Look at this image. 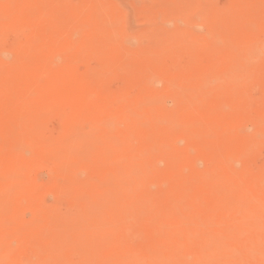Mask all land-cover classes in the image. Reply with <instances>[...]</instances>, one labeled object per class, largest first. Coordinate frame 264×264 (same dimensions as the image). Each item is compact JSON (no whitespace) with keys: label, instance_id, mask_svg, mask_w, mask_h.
Masks as SVG:
<instances>
[{"label":"rangeland","instance_id":"rangeland-1","mask_svg":"<svg viewBox=\"0 0 264 264\" xmlns=\"http://www.w3.org/2000/svg\"><path fill=\"white\" fill-rule=\"evenodd\" d=\"M37 1L38 0H0V85H1L0 86V93H1L0 94V102H1L0 103V119H1L0 120V125H1V127H0V141L2 139L1 135H3V136L5 135V137H8V138H5L2 136L3 140L0 142V178L2 177L4 181L9 182V183L7 182L8 189H6V192L4 194L0 193V195H1L0 201H2V203L0 202V210H2L1 212L5 216H7V219H10L12 222V224L10 226V227H12V229H10L11 232L9 231L10 232L9 236L7 235L8 233L5 234L6 229L9 230V228H8L9 226L6 227L5 230L0 229L1 232L2 231L5 232L4 233L5 235L3 234V236H0V250H1V246H5L4 248L9 247L8 249L6 248L7 252L5 251L4 248H3L4 253L0 252L1 253L0 254V260H2L4 262V263L2 262V264H10L11 261L14 263V260L16 262H18V263L15 262V264H47V263L48 264H61V262L63 264H65V263H67V264H77V263L80 264L81 258H83L82 260H84V257H81L82 255L87 256L86 258L89 260V261L87 260L88 262L86 264H89V263L90 264H106V263L107 264H131V260H132V264H151L150 262H152V264H157V262H159V264H165V263H170L172 260H173V262H171L170 264H174V261L176 262L175 264H180L179 262H181V264H197V262H198V264H199L200 260H201L200 264H207L204 262L203 259H205V261H207L208 264L209 263L210 264H212V263L213 264H215V263L216 264H223V263H221L222 259L220 257H216L214 255V251H216L219 247L221 250L219 253L223 254V255L228 250H230V251H228L230 253L227 252L229 255L227 253H226L227 255L225 254L227 256L226 259L229 262L224 261V264H225V262H228V264H240L241 263L240 261L243 262V260H246L247 264H264V255H263L264 254L263 253L264 252V247H263L264 245L262 244V239L264 241V235H261V236L258 235L259 232L260 233L262 232L264 234V227H263L264 221H262V222L258 221L259 222L258 223V222H255L256 221L255 220L254 222L257 224H255V227H254V224H252V222L249 221V224H248V221L246 222V220H248V219L244 215V214H248V212H250V210L252 211L254 208H256V206L258 205L257 204L258 202H259V205L264 204V203H261V200H264V196H263L264 195V192H263L264 191V177H260L261 176L260 174H263L262 176H264V172H262V171H264V155H263L264 154V143H263L264 142V134H263L264 130L262 133V127L264 129V122H262V121H264L263 120V118H264V115H263L264 114V47H263L264 46V0H219V2H217L218 0H192L193 2L191 0H190V2H189V0H187V1L186 0L185 1H183V0H165V1L164 0L163 1L162 0H158V1H156V0H65V2H64V0H43V1L39 0L38 2H40V3L42 2L41 5L39 3H37ZM160 1H162V2L160 3ZM179 1L182 4V6L179 5L180 4ZM194 1L196 2L197 7H194L195 5L193 6V4L195 3ZM61 2H63L64 4ZM99 2L102 4L103 7L101 6V4H99ZM163 2L166 4L164 5ZM171 2H173L174 4ZM187 2L189 4H187ZM175 3L176 4L178 3V4L176 5ZM198 3H199V5H198ZM30 4H33V6H35V7L31 6L32 7V9H31ZM38 4H39V7L37 6ZM42 4H44L45 6ZM155 4H156V6H155ZM202 4H204L205 6ZM190 5H191V7L188 8ZM62 6H63V8H61ZM160 6L161 7L165 6V8L164 7L160 8ZM65 7H66V9H65ZM99 7H101L100 10H102V11H100V13L98 12ZM172 7H174V8L176 7V8L174 9ZM180 7H182V8H180ZM205 7L207 9H205ZM82 8L84 9V11L82 10ZM94 8H98L97 9L98 11ZM148 8L150 10H147ZM167 8L171 9V10L168 9L169 11L167 10L169 14H171L170 11L173 12L177 9V11L174 12L177 15H172L173 13L171 14L175 18L174 17L171 18L172 17L171 15L166 17L168 15V14H166ZM187 8L191 9V10L189 12H187V10H188ZM195 8H196V10H193ZM198 8H200L201 10L200 9L198 10ZM93 9L95 11H97V16H95V17H93V16L95 15L94 13H96V12L95 11L93 12L92 11ZM27 10L29 11L28 13L25 12ZM65 10H67V12ZM155 10H157V11H155ZM206 10H208L209 12ZM82 11H83V13H82ZM178 11H179V13H178ZM191 11H194L193 14L195 13L194 15H191V17L194 16L193 19L195 20V23H194V20H192V18L190 20V17H188V20H186L187 18H183V16H182V14L184 12L186 14L187 13L189 14ZM200 11H201V13H200ZM90 12H91V14H89ZM102 12H105V13H103L104 15L102 14ZM153 12H155V13L158 12V13L155 14ZM164 12L166 15L165 17H164ZM34 13H36V14H34ZM145 13H146V15H145ZM147 13H149V14H147ZM185 13L183 15H185ZM204 13L207 14L206 17H204L202 15ZM58 14H60V15H58ZM74 14H76V15H74ZM79 14L82 16H80ZM98 14H101V17H98ZM178 14L181 15V18H183V19H181ZM190 14H192V13H190ZM190 14L186 15V16H190ZM39 15H40V17H39ZM108 15H109V17H108ZM149 15H151V16H149ZM152 15H153V17H152ZM155 16H156V18H155ZM201 17H202V19H199ZM203 18H205V19H203ZM56 20H58V21H56ZM94 20H96V21H94ZM116 20L118 23L116 22ZM183 22H185V26H183L184 25ZM190 22H192V23H190ZM71 23H73L74 25ZM178 23H180V24H178ZM202 23H204L205 25ZM78 24H81V25H79L80 27L82 26L81 29L78 28L79 27ZM89 24H91V25H89ZM94 24H95V26H94ZM212 24H213V26H212ZM175 25H177V26H175ZM83 26H85V27H83ZM163 26H164V28H163ZM178 26H179V29L177 28L178 31H176V32H178V34H180L179 36L183 35V37H179L178 34H176L174 31V32H172L173 34H175L173 36L177 35L176 38H178V41L176 38H174L172 36V39L174 38L173 40L176 39L175 40L176 43L173 41L171 42V36H166L169 34H165L162 32L164 31L166 33H170L169 31L175 30V28ZM181 26H182V28H180ZM186 26H188V27H186ZM74 27H76L75 31L73 30ZM173 27H175V28L173 29ZM165 28H167V29H165ZM183 28L185 31L184 30H182V31L186 32V33H183L181 31V29H183ZM83 29H84V31H83ZM224 29H226V30H224ZM179 30H180V33H179ZM189 30L191 31L190 33H189ZM233 30H235V31H233ZM158 31H161L162 34L160 32L158 33ZM113 32H115V33H113ZM144 32H145V34H144ZM147 32H148V35H147ZM214 32L215 33L218 32L221 34L216 33L218 35V37H214V35H212V34H214ZM99 33H102V34L100 35ZM112 33L114 35H112ZM149 33H151L152 35ZM172 33H170V34H172ZM72 34H73V36L76 34L75 35L76 38H75V36L72 38ZM120 34H122V35H120ZM133 34H134V36H133ZM185 34H186V36H185ZM216 34H215V36H216ZM110 35H112V36H110ZM163 35L165 37L164 39H166L167 37H169L170 39L167 38L166 40H163ZM221 35L223 36V38ZM107 36L109 39V41L107 40L108 42H106V39H105V38H107ZM150 36L152 38L154 37V38H158V39H152V38H150ZM258 36L259 37L261 36L262 39L259 38ZM159 37H160V39H159ZM184 37H186V38H184ZM196 37H198V38H196ZM226 37H227V39H226ZM215 38L217 41H215ZM206 39L209 40L208 41L209 43L206 41ZM211 39H212V43L210 42ZM76 40H77V42H76ZM167 40H170L171 43ZM164 41H166V42H164ZM196 41H197V43H196ZM4 42L6 45L4 44ZM37 42H39V43H37ZM116 42H118V43L116 44ZM162 42H163L164 46L162 45ZM167 42H169L170 44H167ZM257 42L259 43V45L257 44ZM80 43L82 46L80 45ZM83 43H84V45H83ZM114 43L116 45H114ZM215 43H217V44H215ZM245 43H248V44H246L247 46H249L251 44V47L249 46L250 48L246 47L247 49H242V47L245 45ZM34 44L36 45V47H34L35 46ZM145 44H147V45H145ZM153 44H155V45H153ZM241 44H243L242 47H241ZM3 45H5V46H3ZM85 45H86V48H85ZM143 45H144V47H143ZM148 45H149V47H148ZM166 45H168V46H166ZM256 45H257V47H256ZM153 46L155 48H153ZM184 46H186L187 49L184 48ZM209 46H211V47L209 48ZM105 47H107V48H105ZM162 47H163V50H162ZM166 47H168V48H166ZM5 48L9 49L10 51L7 52V49H5ZM102 48H103V50H102ZM179 48L180 49L182 48V49L180 50ZM237 48H238V50H240V48H241V50H243V51H241V50L235 51V50H237ZM33 49H35V50H33ZM138 49L140 51H138ZM166 49L169 51V53ZM147 50H148V52H146ZM164 50H166V51H164ZM173 50L175 51L176 54L173 52ZM186 50H189V51H186ZM11 51H12V53H10ZM184 51H185V53H184ZM157 52H159V53L157 54ZM236 52H237V54H236ZM14 53L15 54L18 53L17 54L18 56L16 55V57H14L15 56ZM178 53H179V55H178ZM181 53H183V54H181ZM238 53H240V54H238ZM164 54H165V56H164ZM1 55H2V57H1ZM237 55H238V57H237ZM151 57H153V59ZM159 57L161 58L160 60H158ZM227 57H228V59H227ZM235 57H236V59H235ZM165 58H167V59H165ZM154 59H155V61H154ZM29 60H30V62H29ZM161 60H163L162 63H161ZM110 61H111V63H110ZM10 62H12V63H10ZM157 62H158V64H157ZM20 63H21V65H20ZM99 63H100V65H99ZM235 63L238 66H235L236 65ZM9 64H11V65H9ZM224 64H226V65H224ZM257 64H259V65H257ZM126 65L129 67H127ZM41 66L44 67V69L41 68ZM231 66L232 67L235 66L237 68V70H235L236 68L233 69ZM240 68H242V69H240ZM43 70H45V71H43ZM69 71L70 72L72 71V72L70 73ZM216 71H218L219 73H217ZM238 73L240 74V77H239ZM254 73H256V74H254ZM102 74H103V76H102ZM176 74H177V76H176ZM214 74H216V75H214ZM105 75H106V77H104ZM45 76H46V78H45ZM181 76H183L184 78H182ZM34 77H36V78H34ZM151 77H153V78L151 79ZM177 77H178V79H177ZM96 78H97V80H96ZM45 79H46V81H45ZM149 79H151V80L149 81ZM230 79H232V80H230ZM239 80H240V82H239ZM47 82H49V83H47ZM151 83H153V84H151ZM182 83H184V84H182ZM47 84H48V86H47ZM176 84L178 86V87L176 86L178 89L175 87ZM31 86H33V87H31ZM38 86H40V89ZM20 87H21V89H20ZM143 87H144V89H143ZM155 87H156V89H155ZM169 87L171 89H169ZM173 87H174V89H173ZM202 87H203V90L204 89H206V90L203 91ZM207 87H208V89H207ZM28 88H30L31 91H29ZM138 88H140V89H138ZM7 89L9 92L7 91ZM167 90H168V92H166ZM11 91L13 93H11ZM139 91H141L143 94ZM39 92H41V93H39ZM48 92H50V93H48ZM200 92L202 93V95H200ZM209 92H211V94ZM85 94H87V95H85ZM12 95H13V97H12ZM44 96H46L45 99H44ZM87 96H88V98H87ZM147 96L151 97L150 100L148 99L149 97L147 98ZM158 96H160V97H158ZM231 96H233V97H231ZM89 97H90V99H89ZM229 97H231V98H229ZM55 98H56L57 102L54 101ZM30 99L33 100V103H35L34 105L32 102H30L31 101ZM172 99H174V100H172ZM12 100L13 101L15 100V101L13 102ZM37 100H40L39 102H40L41 106ZM48 100L50 102L51 101L52 102L54 101V102L50 103ZM122 100H123V102H120ZM154 100H155V102H154ZM45 101H48V102L46 103ZM76 101H78V102L80 101L79 104L76 103ZM132 101L134 104L132 103ZM149 101H150V103H149ZM192 101H193V104H192ZM248 101H249V103H248ZM25 102L26 103L28 102V103L26 104ZM174 102H176V104H174ZM186 102H188V103H186ZM75 103L78 105V108H77V105ZM108 103H109V106H108ZM131 103H132V105H131ZM163 103H164V105H163ZM195 103L198 105H196ZM46 104H47V106H46ZM110 104H111V106H110ZM220 104L222 105V107ZM232 104H234V105H232ZM30 105L33 106V108ZM57 105H58V107H57ZM88 105H89V109H88V107H86ZM137 105L139 106V108ZM3 106H5V107H3ZM59 106H60V108H59ZM93 106H94V108H93ZM106 107H108V109ZM224 107H225V109H223ZM9 108H11V109H9ZM50 109H53V110L51 111ZM55 109L56 110L58 109L57 112L55 111ZM237 109H239L240 111ZM173 110H176V112H173ZM33 111L35 112V114ZM91 111L92 112L94 111V112L92 113ZM224 111H225V113H224ZM81 112H82V114H79ZM134 112H136V113H134ZM9 113H11V114H9ZM33 114H34V117H33ZM91 114H94V116H91ZM57 115H58V117H57ZM78 115H80L82 120L80 119V117ZM86 115H88V116H86ZM149 115H150V117H149ZM158 115H160V116H158ZM53 116L55 119L53 118ZM89 116H90V118H89ZM250 116H251V118H250ZM7 117H10V118H7ZM35 117H36V119H34ZM24 118H26V119H24ZM133 118H135V119H133ZM33 119H34V121H33ZM44 119H45V121H44ZM185 119L189 125L185 124L186 123V121H184ZM254 119H255V121H254ZM257 119L258 120L260 119L259 122L257 121ZM47 120H49L48 123H47ZM67 120H68L69 124L66 123ZM84 120L86 121V124H88V126L90 125V128H88V126L85 124ZM134 120H136V121H134ZM160 120L161 121L163 120L162 123ZM36 121L39 124L36 125L35 124ZM42 121L44 124L42 123ZM109 121H111L112 123L109 124L108 123ZM27 122H30L29 125ZM33 122H34V124H33ZM88 122H90V123H88ZM95 122L99 123V125L96 124ZM100 122L102 123V125ZM199 122H200V124H198ZM14 123H15V125L13 126L12 124H14ZM51 123H52V125H50ZM60 124H61V126H60ZM201 124H203V125H201ZM32 125H33V128H31ZM41 125H42V127L39 128V126H41ZM76 125H77V127H76ZM255 125H257V126H255ZM27 126H28V129H27ZM101 126H102L103 130H102ZM156 126H157V128H156ZM195 126H197L198 128ZM60 127H61V129L62 128L63 129L60 130ZM81 127L83 130L81 129ZM15 128H16V130L18 129L16 131V133L14 130ZM29 128H31V129H29ZM226 128H228V129H226ZM71 129H73V131H75L77 134L75 132H73ZM77 129H79V130L76 131ZM87 129H88V131L90 129V131H89L90 133H88ZM110 129H111V132H110ZM208 129H209V131H207ZM240 129H241V131H240ZM12 130H13V132H12ZM26 130H32L31 131L32 133L30 131H26ZM65 130H66V132H65ZM98 130H100V131H98ZM2 131H3V133H2ZM91 131H93V133ZM120 131H121L122 136H120ZM37 132H40V133H37ZM85 132H87V134ZM229 132H231V133H229ZM232 132H233V134H232ZM13 133H14V135H13ZM63 133H64V135H63ZM81 133H83V135ZM84 133H85L86 137L89 134L87 138L84 137ZM256 133H258L259 136H257ZM40 134H41L40 139H38ZM34 135H35V137H34ZM58 135L60 136V138H62V139H60L61 141L59 140ZM81 135H82V137H81ZM94 135H95V138L97 136V138L95 139L97 141L93 140ZM129 136H130V139H128ZM249 136H250V138H249ZM262 136H263V138H262ZM77 137L79 139L82 138L85 140L84 141V140L80 139L81 141H83V145H80V143H82V142L78 141ZM102 137L104 138V140ZM161 137H162V139H161ZM75 138H76V140H75ZM6 139H7L8 143L6 145L7 148H5V150H4L3 147H5V146H3V145H5L4 142H6V141H4V140H6ZM17 139H19L20 143ZM68 139L72 142H70ZM8 140H10V141H8ZM86 140H91V141H86ZM106 140H108L110 143L108 141H107L108 143L105 142ZM14 141L15 142L18 141V142L15 143ZM44 141H46V142H44ZM57 141H59V142H57ZM75 141L79 142L78 144L80 146H78L77 142H75ZM98 141H99V143L101 142V144H98L99 146L97 145ZM120 141L121 142L126 141L125 145L122 143V145L118 146V144H116V143L120 142ZM142 141H143V143H142ZM171 141L173 144L171 143ZM255 141L256 142L261 141L262 143L260 142V145H259V143L258 142L256 143ZM85 142H86V145L84 146ZM89 142H91L92 144H90ZM94 142L96 143V145H94L95 144ZM166 142H167V145H166ZM253 142H255L256 144L254 143L253 145H251V143H253ZM51 143H52V145H50ZM60 143H61V147H62V149H64L65 153H63L62 150L60 149ZM134 143H135V145H134ZM158 143H159V145H158ZM248 143H250V144L247 145ZM32 144H34V145L32 146ZM111 144H114V145L116 144L115 147L120 150V151H118L117 154L114 152V150L116 151V149L112 150V152H111V150H109V148L112 149V147H109V146H111ZM119 144H121V143H119ZM178 144H179V146H178ZM73 145H74V147H73ZM258 145L262 146L263 149L261 147L259 148ZM23 146H25V147H23ZM81 146L86 148V154H83L85 152L84 151L85 149L82 148ZM90 146H91V148H90ZM124 146H127L128 149H127V147H124ZM248 146H249V148H248ZM31 147H32V149H31ZM66 147L67 148L69 147L68 148L69 150L67 149V151H66ZM76 147H78V148H76ZM256 147H257V149H256ZM29 148L31 150H29ZM33 148L35 149V151ZM81 148H82V150L80 152ZM100 148L105 149V150L101 151ZM122 148L125 149L126 152ZM153 148H154V150H153ZM165 149H169V150L164 151ZM21 150H23L25 152V154L23 153L22 156H21V154H22ZM107 150H109V152H111L113 154V156H111V158H109L110 156H108V155L110 153ZM192 150L193 151L196 150V151H194V153H193ZM250 150H251V153H250ZM56 151H60L61 154L57 153ZM77 151L80 152L81 154H79ZM100 151L104 155H102V153ZM151 151H154L155 153H153ZM33 152H35V153H33ZM68 152H69V156L67 155ZM99 152L101 155H99ZM113 152L117 155V157L114 155ZM121 152H125V154L124 153L121 154ZM145 152H147L149 154L147 155ZM164 152H165V154H163ZM30 153H31V156H30ZM41 153L44 155H42ZM169 153H171V154H169ZM176 153H178V154H176ZM246 153H248V154H246ZM47 154H48V156H47ZM58 154H59V156H56ZM112 154H110V155H112ZM15 155L18 156L19 158L14 157ZM49 155H50V157H49ZM51 155H53V157L55 159L52 158ZM170 155H171V157H169ZM37 156L40 158H38ZM64 156H65V158H64ZM101 156H102V158H101ZM104 156H106V158H108L107 163H105L106 159H103ZM132 156H133V158H132ZM13 157H14V159H13ZM24 157L26 160L24 159ZM30 157H32L33 159ZM230 157L232 159H230ZM17 158H18L17 161L21 162L19 169L22 167L21 164L22 163L24 164L25 161H26L25 164H27V162H28V164H30V165L29 166H23L20 170H18L17 167L19 166V163L17 164V166L15 165L16 164L15 159H17ZM224 158H225V160H223ZM39 159H41V160H39ZM68 159L70 160V162H67V161H69ZM98 159H99V161H98ZM100 159H102V160H100ZM111 159H112V161H111ZM115 159H117V161ZM133 159H135V160H133ZM234 159L236 160V162H233V161H235ZM179 160H180V162H179ZM229 160H232V163ZM11 161H14V162H11ZM60 161H62V162H60ZM144 161L145 162L147 161V164L144 163ZM224 161H226L227 166L225 165ZM12 163H15V164H12ZM195 163H197V164H195ZM130 164H131V166H132V164H135V165H133L134 168H133V166L132 167L129 166ZM160 164H161V167H160ZM235 164L237 165V167ZM12 165H13V167L15 165V168H13ZM127 165L129 166V169H128ZM9 166H11L10 167L11 169L9 168ZM118 166H119V169H121L120 172L118 170ZM211 166L213 169L211 168ZM130 167L133 168V170L135 168L137 169L139 167H141L142 169H137L138 171H136V170L132 171V169H131V171H129ZM184 167H185V169H186V167L189 169H186L187 171H184L185 170ZM152 168H154V170ZM245 168L247 170H245ZM15 169H17L16 173L18 175H16ZM174 169H176V170H174ZM10 170L13 171V173H15V174L10 173L11 172ZM149 170H150V172H149ZM237 170H239V171H237ZM115 172H117V173H115ZM247 172H249V173H247ZM207 173H208V175L206 176ZM121 174L123 177H121ZM244 174H245V178H243ZM5 175L7 176L6 179L4 177ZM9 175H11L12 178H10ZM144 175H145L146 179L144 178ZM126 176H127V178H128V176L130 177L128 179V181H127ZM205 176H206V178H205ZM222 176L225 177V180ZM15 177H17L18 180ZM208 177L210 179H207ZM253 177L257 178V179L255 178L256 179L255 182L253 181ZM203 178H204V180H203ZM212 178H214L215 180ZM11 179L13 182L11 181ZM123 179L125 180L126 184H130V185L126 186V184H124L125 182ZM251 179H252V181H251ZM19 180H21V181H19ZM116 180H117V182H115ZM119 180H121L122 182L121 181L118 182ZM10 181L12 183H10ZM196 181H198V182H196ZM256 181H258V183L260 182L261 186L263 185V187H260V184L256 185V183H257ZM245 182H246V184H250L252 182L250 185H248V186L246 185L247 188L248 187L250 188V186L254 188V186H252V185H256L258 187H255L254 188L255 190H253L251 188L249 190V188H248L247 194H246L247 198H246V196L243 197L244 194H242V196L241 195L236 196V194H235L236 192L238 195V192H241V188L246 187L244 185ZM120 183L122 184L123 188H121ZM227 183H229V184H227ZM232 183H234V184H232ZM240 183L243 186L240 187V189L238 190L237 187H238V185L240 186ZM117 184L118 185L120 184L119 187ZM103 185L106 187L108 186L107 187L108 191H111V189L109 190V188H112V186L115 187V189H114L115 191L110 192L109 199H106V198H108V195H109L108 191H106L108 194H106V192L103 193V195L100 194L101 196H105L104 194L107 195L106 198L104 197V199H106V201L99 195L100 191L97 192L98 196H100V197L95 195V191H97L98 188H100L101 191L103 190L101 188V187H104ZM233 185H235L234 188H236V189L233 188ZM73 186H74V189L72 188ZM134 186H135L136 190H135ZM137 186H139V189L137 188ZM140 186H142V187H140ZM67 187H70V189H68ZM124 187H125V190H123ZM206 187L208 188V190ZM223 188H225V189L228 188L230 190V192L227 191L228 189L227 190H221ZM231 188H233L234 190L233 189L231 190ZM29 189L31 191H28ZM67 189L69 191L68 193H67ZM104 190H107V189H104ZM219 190H221V192ZM117 191H119V193ZM244 191H246V190H244ZM244 191H242V192H244ZM112 192L115 196L114 195L112 196V194H111ZM225 192H228V193L226 194ZM172 193H174V194H172ZM244 193H246V192H244ZM260 193H261V195H260ZM209 194H211V195H209ZM92 195H95V196H92ZM184 195H185V197L183 198ZM250 195H252V196H250ZM5 196H7V197H5ZM223 196H227V197H224V200L222 202V200L220 198H223ZM240 196L243 197V199L244 198L245 199L243 200ZM3 197H5L6 199H4ZM231 197H232V199H231ZM237 197H240L241 200ZM87 198H88V202L89 201L95 202V200H93V198L94 199L102 198L104 200L103 201L101 199L102 204L101 205L98 204V201H100V200H98L97 205L98 206L100 205L101 206V207L99 206L100 208L103 207L102 209L105 212H103V210H101L98 206H97L96 211L93 210V209H96L94 207L96 205H94V203L92 204V202L91 203L89 202V204H91L89 206L88 202L87 201L85 202V200H87ZM89 198H90V200H89ZM114 198L117 199V201ZM225 198H226V200L227 199H229V201L231 200L229 202L230 204L228 203V200L225 201ZM236 198H237V200L238 199L240 200V201H238L240 203H237ZM251 198L253 200L252 202H256V203H252ZM253 198H255V199H253ZM259 198H261V199H259ZM112 199H113V201H112ZM21 200H23L24 202L22 201L23 203H21ZM25 200H26V202H25ZM110 200L112 201V203ZM136 200H138V202ZM232 200H235L234 202H236V204H234V206H233L234 202ZM246 200L248 201L247 206H250L252 204L251 207L253 206V209L250 207H247V208H250V210L247 211V209L245 208L246 202H247ZM109 201H110V203H109ZM149 201H151V202H149ZM186 201H188V202H186ZM191 201H193V202H191ZM244 201H245V203H244ZM106 202H107V204L104 205L106 207H104L103 204ZM10 203L13 204L12 210L10 208H8V207H10ZM80 203H82V204H80ZM83 203H86L85 205H87L89 207V209H90L89 212H88V210L85 209L88 207L83 206L84 205ZM117 203L119 204L120 207L118 206ZM122 203H124V204H122ZM223 203H224V205H223ZM249 203H250V205H249ZM113 204L114 205L116 204V205L114 206ZM129 204H130V206H129ZM135 204L136 205L138 204L139 207L136 206V209L134 210L133 206H135ZM225 204H227V205H225ZM237 204H239V205L241 204V206H238ZM80 205H82V207H85L84 209L86 210V213L88 212L87 214L84 213L85 211L83 208H80L81 212L78 209L75 210V206L77 208ZM254 205H256V206L254 207ZM18 206H19V208H18ZM111 206H113V207H111ZM127 206H128V208H127ZM15 207H17L19 209L18 212H17ZM184 207L186 208V210L184 209ZM196 207H199V208H196ZM231 207H232V209H229ZM4 208H7L6 212H5ZM26 208H28V209H26ZM116 208H117V210H116ZM121 208H122V210H121V214H120L119 210ZM49 209H50V211H49ZM55 209H57V210H55ZM82 209L84 212L82 211ZM126 209H128V211H130V212L125 211ZM244 209H246V210H244ZM258 209H259V206H258ZM258 209L256 208L257 211L254 210V211H256L255 213L259 212V210H261V211L258 214H261L262 212L264 213V210H263L264 205H260V209L259 210ZM13 210L14 211L16 210V211L14 212ZM71 210L74 214L76 212L77 217H75V215H73ZM232 210H234V213ZM25 211H27V213H28V211H30V212L27 214V213H25ZM45 211L47 212V214L45 213ZM51 211H53L54 214H57V212H58L57 216H59V217L57 218L55 216H52L53 213ZM77 211H79V212H77ZM90 211L91 212L94 211L95 215H93L94 213L92 212L93 213L92 214ZM99 211L100 212L102 211V213H100ZM124 211H125V214H124ZM179 211H180V213H179ZM183 211H185V212H183ZM209 211H210V213H209ZM230 211H232L231 215L229 214ZM31 212H33L36 215L38 214V217L41 216L40 220L42 221V224L38 218H37V220H35L37 216L35 217L34 214ZM235 212L241 213V217L237 218L238 221H237V219H235V217L240 216V213H238V215H236ZM242 212H245V213H242ZM252 212L250 214L253 215L254 212L253 213ZM18 214H21V215L17 216ZM67 214L69 215V217L67 216ZM107 214L109 215V217L107 216ZM113 214L116 216H114ZM117 214H119L121 216L119 217ZM225 214H228L227 217H225ZM232 214L234 216H232ZM50 215L52 216V218L53 217L57 218L56 221H59V223H58L54 219V222L56 224L55 227L56 226L59 227L58 228L59 230L57 229V227L54 230L50 229V228H53V226H51L52 223L50 224V220L52 222V218L50 217ZM64 215H66L65 220L63 219ZM87 215L89 218H86ZM111 215H113L116 220L113 219V216H111ZM200 215H201V217H200ZM21 216H22V218H18ZM32 216L35 217V219H34L35 221L33 220L34 217H32ZM62 216H63V218H62ZM229 216H231L232 218ZM243 216H244V218H243ZM47 217L51 218V219L49 221H47L46 220ZM186 217H188V219ZM61 218L63 219V222L61 221ZM81 218H82V220H81ZM98 218L100 219L99 225H97L98 222L96 221ZM108 218L113 219L110 222L112 226L110 225ZM182 218H183V220H182ZM245 218H246V220H245ZM72 219L76 222H73ZM84 219H86V220H84ZM105 219L107 220L108 224L105 222L106 221ZM231 219H233L232 221L234 224H235V222H239V220H240V222L238 223V224H241L239 226L240 228L236 227L238 224L234 225L231 222ZM241 219H242V221H241ZM16 220L17 221L22 220V222L14 224L13 222H16ZM68 220H70L72 223L70 222L71 224L70 223L68 224V222H69ZM79 220H81V221H79ZM94 220L96 221V225H95ZM103 220H105V221H103ZM262 220H264V219H262ZM45 221H47L51 226V227H48L49 229L47 228L48 230L45 229L48 225V224L47 225L45 224L46 223ZM84 221H86L85 223L87 225L84 223ZM35 222H36V225L39 222L41 226L39 225V223H38L39 227L34 225ZM93 222H94V224H93ZM116 222H117V224H116ZM177 223L179 226L176 225ZM185 223H188L189 226L187 224L184 225ZM230 223H232V224H230ZM81 224L84 226V230H85V227H87V226L88 227L90 226L92 228V229L91 228L88 229V227L86 228V229H88V230H86V232L88 233V236H91L90 237L91 239L89 237H86L87 234L83 231V229H82L83 226ZM108 225H110V226H108ZM217 225H219V226L217 227ZM233 225L236 228L233 227ZM258 225H260L261 228ZM19 226H21L22 228L20 229ZM34 226L36 228L38 227L39 230L36 229ZM245 226L247 228H249V226L250 227L253 226L252 229H250V230H252L253 233L256 232V230H257V233H255V234H257V236H256L257 238H254L255 236L252 237V235H255V234L251 233L252 231L250 232V230L247 229ZM41 227L44 230H40ZM78 227H82L81 228L82 230H80V235H81L80 238L78 236L79 230H77V232L73 231L74 233L72 232V230L80 229ZM103 227L105 228L106 231L104 230ZM159 227H161V228H159ZM165 227L168 231L170 230L169 233L167 230L164 229ZM175 227H176V229H175ZM187 227H188V229H187ZM196 227L198 229L200 227V231L198 229H197L198 231H196ZM17 228H18V231H16ZM238 228H239V230L243 229L242 230L243 233L241 231L238 232L239 231ZM259 228L261 229V231ZM24 229H26V230H24ZM64 229L70 230L69 233H68V230L65 231ZM244 229L249 230V232L248 233L245 232ZM55 230H56V232H55ZM63 230H64V232H63ZM90 230H92V231L94 230V232H95V230L97 231L96 235H97V237H98L97 239L99 241H100V238L103 239L96 246L97 250L94 249V247H95L94 244H97V243L96 242L94 243V241L93 242L90 241V240H94V237H96V236H95L94 232L91 231L92 235L94 236L92 238V235L89 234ZM98 230H100L99 231L100 234H98ZM155 230L157 231L158 234L155 233L156 232ZM234 230L238 233H236ZM40 231H43V233ZM49 231H51V232H49ZM57 231L59 233H62V236L65 238H62L61 234H58ZM160 231H162L163 233ZM183 231H185V232H183ZM229 231H231L233 233H231ZM17 232H20L21 235L16 234ZM81 232H83L84 236L86 237L85 239H83L84 237L82 236ZM119 232H121V233H119ZM46 233H49V235ZM215 233L217 236L214 235ZM234 233L236 236L235 235L232 236V234H234ZM241 233L243 235L245 233V235L243 236ZM14 234H15V236H14ZM65 234H66V236H65ZM76 234H78L77 237H76ZM197 234H199V235H197ZM200 234H202V235L204 234L205 236H207V235L208 236L205 237L204 235L203 236L201 235V238H200ZM237 234H238V238H240L241 240L236 238ZM248 234H250L249 237L251 236V238H250L251 240H252V238H254L252 241H250L249 237H247ZM17 235H19V237ZM101 235H102V237H100ZM183 235H184V237L185 236L186 237L184 238ZM13 236H14V238H12ZM166 236H167V239H166ZM209 236H211V237H209ZM241 236L243 238H241ZM258 236H259V238H258ZM51 237H54V239H55V240H53L54 242L51 241L52 240ZM58 237H61V238H58ZM226 237L229 238V240ZM233 237H235V238H233ZM245 237H246V244L244 243V246L245 245L246 246H245V250H244L242 248L243 246L241 244L243 242H245V239H244ZM56 238H58V239H56ZM178 238H180V239H178ZM182 238H184L185 241ZM207 238H209V239H207ZM230 238L232 239L231 243H230ZM247 238H248V240H247ZM14 239H15V241H13ZM32 239H34V240H32ZM61 239L63 240V242H65V241L66 242L64 244H63V242H59L58 240L62 241ZM224 239H225V241H224ZM233 239H235V240L237 239V240L235 241ZM255 239L259 240L258 241L259 243L257 242V244H256L257 240L255 241ZM31 240L34 242H31ZM221 240H222V242H221ZM239 240L243 241V242L240 243ZM2 241H6V244L4 245L5 242L3 243ZM21 241H22V243H21ZM95 241H96V239H95ZM216 241H218V243L220 241L219 245H221V246L217 245ZM51 242H53V243H51ZM232 242H235V243H232ZM165 243H166V245H165ZM247 243H249V244L247 245ZM51 244H53V245H51ZM84 244L87 246V248L85 247ZM87 244H91V247L95 251L94 250L92 251V248L88 247L90 245H87ZM167 244L170 247V249H172V251L169 248H167ZM214 244H215V246H214ZM250 244H252V247L254 248V250H253L254 253L252 251H250V248L252 249ZM18 245H19V247H18ZM48 245L50 246L49 251H48V249H49ZM64 245H65V247H63ZM67 245H68V247H67ZM78 245H79V247H78ZM209 245H210V247H209ZM226 245H228V246H226ZM258 245L262 246V248L259 247ZM51 246H53L54 248H51ZM131 246H132V248H131ZM211 246L212 247L214 246V247L212 248ZM216 246H218V247H216ZM232 246H234L236 249L234 247L232 248ZM180 247H182V249H177ZM60 248L63 250V252H62V250H60ZM83 248H84V250H83ZM215 248H216V250H215ZM231 248L234 251H232ZM9 249H11L12 252L9 251ZM78 249L80 252L77 251ZM257 249L259 250V254H260L259 259H258V255H257L258 252H257V254L255 253V251H257ZM98 250H99V252H98ZM154 250L158 251V253H159L158 257L156 255L157 251H154ZM177 250L178 251L181 250V252L180 251L178 252ZM89 251H91L92 253L90 254ZM120 251L122 254L120 253ZM162 251H164V253ZM195 251H196V253H195ZM209 251H210V253H209ZM85 252L88 253V255ZM150 252H151L152 256H155L156 260L152 257L150 260H147L149 258H146V257L147 256L150 257ZM167 252L170 254L165 255V253L167 254ZM171 252L172 253L176 252L177 254L173 253V255H172ZM118 253H120V254H118ZM181 253H183L185 256L182 258H184L185 261H188V262L185 263V261H183L184 259H182V260L180 259ZM212 253H213V255H212ZM201 254L203 255V259H201L202 258ZM210 254H211L210 258H212L214 256L212 258L213 260L211 259L212 263H211V260L209 258ZM38 255H39V257H38ZM169 255H172V256H169ZM176 255H177V258L175 259ZM238 255L243 259L240 260L241 258ZM256 255H257V257H256ZM78 256L80 258H76ZM160 256H162V257L160 258ZM173 256H174V258H173ZM206 256H208V258H206ZM143 257H144V259H143ZM169 257L171 259L172 258L173 259L171 260V259H169ZM224 257L225 256H223V260L225 259ZM235 257H237V258L235 259ZM261 257H263V261H262ZM92 258H93L94 263H92ZM108 258H110V259L112 258V259L110 260ZM159 258H160V260H158ZM133 259H134V261H133ZM142 259L144 261L143 263H141ZM178 259H180V260H178ZM215 259H217V260H215ZM82 260H81V263L85 264L86 260H84V261H82ZM235 260L237 261L236 263H234ZM155 261H157V262H155ZM230 261L231 262L233 261V263H231ZM0 263H1V261H0ZM244 263H245V261L241 264H244Z\"/></svg>","mask_w":264,"mask_h":264},{"label":"bare ground","instance_id":"bare-ground-1","mask_svg":"<svg viewBox=\"0 0 264 264\" xmlns=\"http://www.w3.org/2000/svg\"><path fill=\"white\" fill-rule=\"evenodd\" d=\"M38 1H39V0H38ZM38 1H37V3H39V4L41 5L42 2L40 3V2H38ZM40 1H41V0H40ZM42 1H43V0H42ZM156 1H158V0H156ZM162 1H163V0H162ZM162 1H160V3H161ZM164 1H165V0H164ZM183 1H185V0H183ZM186 1H187V0H186ZM191 1H192V0H191ZM30 2H31V1H30ZM32 2H33V1H32ZM64 2H65V0H64ZM96 2H97V1H96ZM189 2H190V0H189ZM192 2H193V1H192ZM194 2H195V1H194ZM204 2H205V1H204ZM208 2H209V1H208ZM215 2H216V1H215ZM217 2H219V0H218ZM61 3H63V2H61ZM67 3H68V2H67ZM171 3H173V2H171ZM179 3H180V1H179ZM184 3H185V2H184ZM205 3H206V2H205ZM28 4H29V3H28ZM39 4L37 5L38 7H39ZM44 4H45V3H44ZM44 4H42V5H44ZM57 4H58V3H57ZM63 4H64V3H63ZM95 4H96V3H95ZM99 4H101V3L99 2ZM156 4H157V3H156ZM156 4H155V6H156ZM163 4L165 5L166 3L163 2ZM173 4H174V3H173ZM173 4H172V5H173ZM175 4H176V3H175ZM177 4H178V3H177ZM177 4H176V5H177ZM185 4H186V3H185ZM187 4H189V3L187 2ZM45 5H46V4H45ZM45 5H44V6H45ZM176 5H175V6H176ZM179 5L182 6L181 3H180ZM194 5H195V6H194ZM198 5H199V3H198ZM202 5H204V4H202ZM202 5H201V6H202ZM26 6H27V5H26ZM31 6H32V7H35V6H33V4H30V7H31ZM46 6H47V5H46ZM74 6H75V5H74ZM101 6H102V4H101ZM193 6H194V7H197V6H196V2L193 4ZM204 6H205V5H204ZM32 7H31V9H32ZM59 7H60V6H59ZM76 7H77V6H76ZM82 7H83V6H82ZM97 7H98V6H97ZM102 7H103V6H102ZM163 7L165 8V6H163ZM163 7L160 6V8H163ZM170 7H171V6H170ZM176 7H177V6H176ZM176 7H175V8H176ZM190 7H191V5H190L188 8H190ZM61 8H63V6H62ZM61 8H60V9H61ZM100 8H101V7H99V11L97 10L98 8H94V9H96V10L100 13V11H102V10H100ZM172 8H174V7H172ZM175 8H174V9H175ZM177 8H178V7H177ZM180 8H182V7H180ZM188 8H187V9H188ZM200 8H201V7H200ZM200 8H198V10H199ZM215 8H216V7H215ZM38 9H39V8H38ZM65 9H66V7H65ZM71 9H72V8H71ZM94 9L92 10L93 12L95 11ZM168 9L171 10L170 8H167L166 11H167ZM174 9H173V10H174ZM205 9H207V8L205 7ZM58 10H59V9H58ZM58 10H57V11H58ZM82 10L84 11L83 8H82ZM85 10H86V9H85ZM147 10H150V9L148 8ZM157 10H158V9H157ZM157 10H155V11H157ZM169 10H168V11H169ZM181 10H182V9H181ZM190 10H191V9H188L187 12H189ZM193 10H196V8L193 9ZM198 10H197V11H198ZM200 10H201V9H200ZM55 11H56V10H55ZM65 11L67 12V10H65ZM76 11H77V10H76ZM83 11H82V13H83ZM92 11H91V12H92ZM97 11H95L96 13H94L95 15H94L93 17L97 16ZM162 11H163V10H162ZM168 11H167V13H166V14H168L167 16L165 15V12H164V17H165V16L168 17V16L171 15L172 13H173L172 15H177V14L174 13L175 11H177V9H176L175 11H173V12L170 11L171 14H169ZM185 11H186V10H185ZM206 11H208V10H206ZM25 12L28 13L29 11L27 10V11H25ZM30 12H31V11H30ZM74 12H75V11H74ZM91 12H90L89 14H91ZM148 12H149V11H148ZM180 12H181V11H180ZM193 12H194V11H191V12H190V13H192V14L189 13L190 16H186V15H189V14H188V13L186 14V13L184 12L185 15H183V14H184V13H183L182 16H183V18H187L186 20H188V17H190V20H191V18H192V20H194V19H193L194 16L191 17V15H194V14H195V13L193 14ZM208 12H209V11H208ZM55 13H56V12H55ZM57 13H58V12H57ZM70 13H71V12H70ZM86 13H87V12H86ZM103 13H105V12H102V14H103ZM153 13H155V12H153ZM156 13H158V12H156ZM156 13H155V14H156ZM178 13H179V11H178ZM200 13H201V11H200ZM34 14H36V13H34ZM46 14H47V13H46ZM80 14H81V13H80ZM80 14H79V15H80ZM147 14H149V13H147ZM58 15H60V14H58ZM66 15H67V14H66ZM74 15H76V14H74ZM74 15H73V16H74ZM86 15H87V14H86ZM86 15H85V16H86ZM99 15H100V16H99ZM103 15H104V14H103ZM145 15H146V13H145ZM145 15H144V16H145ZM172 15H171V16H172ZM178 15H179V14H178ZM200 15H201V14H200ZM202 15H203L204 17L207 16V14H205V13L202 14ZM35 16H36V15H35ZM80 16H82V15H80ZM149 16H151V15H149ZM171 16H170V17H171ZM185 16H186V17H185ZM39 17H40V15H39ZM39 17H38V18H39ZM41 17H42V16H41ZM77 17H78V16H77ZM98 17H101V14H98ZM108 17H109V15H108ZM152 17H153V15H152ZM173 17H174V16H172L171 18H173ZM179 17L181 18V15H179ZM199 17H200V16H199ZM210 17H211V16H210ZM79 18H80V17H79ZM82 18H83V17H82ZM155 18H156V16H155ZM174 18H175V17H174ZM183 18H181V19H183ZM41 19H42V18H41ZM73 19H74V18H73ZM77 19H78V18H77ZM199 19H202V17L199 18ZM203 19H205V18H203ZM71 20H72V19H71ZM177 20H178V19H177ZM184 20H185V19H184ZM184 20H183V21H184ZM190 20H189V21H190ZM56 21H58V20H56ZM94 21H96V20H94ZM120 21H121V20H120ZM68 22H69V21H68ZM89 22H90V21H89ZM92 22H93V21H92ZM116 22H117V20H116ZM116 22H115V23H116ZM178 22H179V21H178ZM187 22H188V21H187ZM192 22H193V21H192ZM192 22H190V23H192ZM218 22H219V21H218ZM48 23H49V22H48ZM69 23H70V22H69ZM90 23H91V22H90ZM115 23H114V24H115ZM117 23H118V22H117ZM183 23H184V25H183V24H182V25L185 26V22H183ZM194 23H195V20H194ZM210 23H211V22H210ZM64 24H65V23H64ZM71 24H73V23H71ZM106 24H107V23H106ZM178 24H180V23H178ZM202 24H204V23H202ZM208 24H209V23H208ZM73 25H74V24H73ZM75 25H76V24H75ZM79 25H81V24H78V26H79ZM83 25H84V24H83ZM89 25H91V24H89ZM109 25H110V24H109ZM187 25H188V24H187ZM189 25H190V24H189ZM204 25H205V24H204ZM86 26H87V25H86ZM94 26H95V24H94ZM110 26H111V25H110ZM164 26H165V25H164ZM164 26H163V28H164ZM175 26H177V25H175ZM212 26H213V24H212ZM212 26H211V27H212ZM83 27H85V26H83ZM91 27H92V26H91ZM111 27H112V26H111ZM120 27H121V26H120ZM155 27H156V26H155ZM167 27H168V26H167ZM186 27H188V26H186ZM209 27H210V26H209ZM78 28L81 29L82 26H81V27L79 26ZM78 28H77V29H78ZM88 28H89V27H88ZM88 28H87V29H88ZM107 28H108V27H107ZM159 28H160V27H159ZM163 28H162V29H163ZM174 28H175V27H173V29H174ZM177 28L179 29V26L176 27L175 30H173V31H169V32L172 33V32L175 31V33L178 34V32H176V31H178ZM180 28H182V26H181ZM69 29H70V28H69ZM75 29H76V27L73 28L74 31H75ZM113 29H114V28H113ZM152 29H153V28H152ZM154 29H155V28H154ZM162 29H161V30H162ZM165 29H167V28H165ZM171 29H172V28H171ZM214 29H215V28H214ZM85 30H86V29H85ZM148 30H149V29H148ZM182 30H184V28L181 29V31H182ZM210 30H211V29H210ZM220 30H221V29H220ZM224 30H226V29H224ZM83 31H84V29H83ZM110 31H111V30H110ZM162 31H163V30H162ZM184 31H185V30H184ZM214 31H215V30H214ZM233 31H235V30H233ZM80 32H81V31H80ZM123 32H124V31H123ZM159 32L161 33V31H158V33H159ZM182 32H183V31H182ZM190 32H191V31L189 30V33H190ZM218 32H219V31H218ZM218 32H216V33H217V34H221V33H218ZM75 33H76V32H75ZM77 33H78V32H77ZM102 33H103V32H102ZM102 33H99V34L101 35ZM113 33H115V32H113ZM113 33H112V35H114ZM151 33H152V32H151ZM151 33H149V34H151ZM162 33L169 34V35H166V36H171V42L173 41V42L176 43V41H175L176 39H177V41H178V38H176L177 35H176V36H173V35H175V34H173V33H172V34H170V33H166V32H164V31H163ZM162 33H161V34H162ZM179 33H180V30H179ZM183 33H186V32H183ZM216 33L214 32V34H212V35H214V37H218V35H217ZM232 33H233V32H232ZM83 34H84V33H83ZM144 34H145V32H144ZM181 34H182V33H181ZM215 34H216V36H215ZM75 35H76V34H75ZM75 35H74V36H75ZM81 35H82V34H81ZM105 35H106V34H105ZM112 35H110V36H112ZM115 35H116V34H115ZM120 35H122V34H120ZM147 35H148V32H147ZM151 35H152V34H151ZM159 35H160V34H159ZM179 35H180V34H178V36H179ZM195 35H196V34H195ZM74 36H73V34H72V38H73ZM133 36H134V34H133ZM172 36H173L174 38H176V39L173 40L174 38L172 39ZM185 36H186V34H185ZM200 36H201V35H200ZM221 36H222V35H221ZM224 36H225V35H224ZM97 37H98V36H97ZM126 37H127V36H126ZM148 37H149V36H148ZM148 37H147V38H148ZM179 37H183V35H182V36H179ZM214 37H213V38H214ZM258 37H259V36H258ZM75 38H76V36H75ZM113 38H114V37H113ZM140 38H141V37H140ZM140 38H139V39H140ZM150 38H152V37L150 36ZM164 38H165V37H164V35H163V40H166L167 38L170 39L169 37H167L166 39H164ZM184 38H186V37H184ZM196 38H198V37H196ZM201 38H202V37H201ZM222 38H223V36H222ZM259 38H261V36H260ZM259 38H258V39H259ZM105 39H106V42L109 41L108 36H107V38H105ZM105 39H104V40H105ZM122 39H123V38H122ZM152 39H158V38H154V37H153ZM159 39H160V37H159ZM179 39H180V38H179ZM217 39H218V38H217ZM226 39H227V37H226ZM241 39H242V38H241ZM261 39H262V38H261ZM13 40H14V39H13ZM107 40H108V41H107ZM120 40H121V39H120ZM141 40H142V39H141ZM143 40H144V39H143ZM148 40H149V39H148ZM163 40H162V41H163ZM183 40H184V39H183ZM183 40H182V41H183ZM199 40H200V39H199ZM243 40H244V39H243ZM154 41H155V40H154ZM158 41H159V40H158ZM160 41H161V40H160ZM167 41L170 42V40H167ZM182 41H181V42H182ZM206 41L208 42L209 40L206 39ZM215 41H217L216 38H215ZM220 41H221V40H220ZM247 41H248V40H247ZM76 42H77V40H76ZM112 42H113V41H112ZM149 42H150V41H149ZM151 42H152V41H151ZM164 42H166V41H164ZM169 42H167V44H170V43H171V42H170V43H169ZM207 42H206V43H207ZM210 42L212 43V39L210 40ZM243 42H244V41H243ZM248 42H249V41H248ZM12 43H13V42H12ZM37 43H39V42H37ZM96 43H97V42H96ZM117 43H118V42H116V44H117ZM120 43H121V42H120ZM156 43H157V42H156ZM183 43H184V42H183ZM196 43H197V41H196ZM208 43H209V42H208ZM220 43H221V42H220ZM4 44H5V42H4ZM16 44H17V43H16ZM88 44H89V43H88ZM112 44H113V43H112ZM116 44L114 43V45H116ZM215 44H217V43H215ZM246 44H248V43H245V45H246ZM249 44H250V43H249ZM255 44H256V43H255ZM257 44L259 45L258 42H257ZM5 45H6V44H5ZM5 45H3V46H5ZM34 45H35V44H34ZM77 45H78V44H77ZM80 45H81V43H80ZM83 45H84V43H83ZM91 45H92V44H91ZM119 45H120V44H119ZM145 45H147V44H145ZM153 45H155V44H153ZM157 45H158V44H157ZM162 45H163V42H162ZM208 45H209V44H208ZM242 45H243V44H241V47H242ZM245 45L242 47V49H247L246 47H249V46L251 47V44H250L249 46H247V45L245 46ZM20 46H21V45H20ZM81 46H82V45H81ZM81 46H80V47H81ZM104 46H105V45H104ZM141 46H142V45H141ZM163 46H164V45H163ZM166 46H168V45H166ZM204 46H205V45H204ZM219 46H220V45H219ZM260 46H261V45H260ZM34 47H36V45H35ZM34 47H33V48H34ZM101 47H102V46H101ZM143 47H144V45H143ZM148 47H149V45H148ZM160 47H161V46H160ZM175 47H176V46H175ZM197 47H198V46H197ZM210 47H211V46H209V48H210ZM221 47H222V46H221ZM239 47H240V46H239ZM244 47H245V48H244ZM250 47H249V48H250ZM256 47H257V45H256ZM263 47H264V46H263ZM20 48H21V47H20ZM85 48H86V45H85ZM105 48H107V47H105ZM153 48H155V47L153 46ZM166 48H168V47H166ZM169 48H170V47H169ZM184 48H186V46H184ZM203 48H204V47H203ZM219 48H220V47H219ZM249 48H248V49H249ZM5 49H7V48H5ZM10 49H11V48H10ZM30 49H31V48H30ZM30 49H29V50H30ZM140 49H141V48H140ZM148 49H149V48H148ZM164 49H165V48H164ZM174 49H175V48H174ZM179 49H180V48H179ZM181 49H182V48H181ZM181 49H180V50H181ZM186 49H187V48H186ZM217 49H218V48H217ZM33 50H35V49H33ZM33 50H32V51H33ZM102 50H103V48H102ZM156 50H157V49H156ZM162 50H163V47H162ZM166 50H167V49H166ZM166 50H164V51H166ZM220 50H221V49H220ZM220 50H219V51H220ZM240 50H241V48H240ZM240 50H238V48H237V50H235V51H240ZM9 51H10V50L7 49V52H9ZM19 51H20V50H19ZM138 51H140V50L138 49ZM153 51H154V50H153ZM167 51H168V50H167ZM171 51H172V50H171ZM171 51H170V52H171ZM186 51H189V50H186ZM193 51H194V50H193ZM203 51H204V50H203ZM213 51H214V50H213ZM241 51H243V50H241ZM7 52H6V53H7ZM13 52H14V51H13ZM136 52H137V51H136ZM142 52H143V51H142ZM146 52H148V50H147ZM149 52H150V51H149ZM162 52H163V51H162ZM173 52L175 53L174 50H173ZM176 52H177V51H176ZM180 52H181V51H180ZM180 52H179V53H180ZM3 53H4V52H3ZM6 53H5V54H6ZM10 53H12V51H11ZM15 53H16V52H15ZM15 53H14V54H15ZM106 53H107V52H106ZM118 53H119V52H118ZM153 53H154V52H153ZM158 53H159V52H157V54H158ZM166 53H167V52H166ZM168 53H169V51H168ZM179 53H178V55H179ZM184 53H185V51H184ZM197 53H198V52H197ZM202 53H203V52H202ZM217 53H218V52H217ZM262 53H263V52H262ZM8 54H9V53H8ZM17 54H18V53H17ZM17 54H15L14 57H16ZM23 54H24V53H23ZM28 54H29V53H28ZM154 54H155V53H154ZM175 54H176V53H175ZM181 54H183V53H181ZM236 54H237V52H236ZM238 54H240V53H238ZM245 54H246V53H245ZM31 55H32V54H31ZM36 55H37V54H36ZM138 55H139V54H138ZM167 55H168V54H167ZM229 55H230V54H229ZM241 55H242V54H241ZM17 56H18V55H17ZM151 56H152V55H151ZM164 56H165V54H164ZM168 56H169V55H168ZM1 57H2V55H1ZM153 57H154V56H153ZM153 57H151V58L153 59ZM160 57H161V56H160ZM160 57H159L158 60L161 59ZM171 57H172V56H171ZM237 57H238V55H237ZM34 58H35V57H34ZM157 58H158V57H157ZM157 58H156V59H157ZM215 58H216V57H215ZM12 59H13V58H12ZM29 59H30V58H29ZM108 59H109V58H108ZM165 59H167V58H165ZM227 59H228V57H227ZM235 59H236V57H235ZM237 59H238V58H237ZM241 59H242V58H241ZM260 59H261V58H260ZM10 60H11V59H10ZM24 60H25V59H24ZM26 60H27V59H26ZM1 61H2V60H1ZM19 61H20V60H19ZM27 61H28V60H27ZM79 61H80V60H79ZM154 61H155V59H154ZM162 61H163V60H161V63H162ZM219 61H220V60H219ZM21 62H22V61H21ZM29 62H30V60H29ZM164 62H165V61H164ZM221 62H222V61H221ZM227 62H228V61H227ZM227 62H226V63H227ZM10 63H12V62H10ZM97 63H98V62H97ZM110 63H111V61H110ZM254 63H255V62H254ZM7 64H8V63H7ZM29 64H30V63H29ZM157 64H158V62H157ZM220 64H221V63H220ZM229 64H230V63H229ZM231 64H232V63H231ZM235 64H236V63H235ZM9 65H11V64H9ZM20 65H21V63H20ZM87 65H88V64H87ZM99 65H100V63H99ZM110 65H111V64H110ZM206 65H207V64H206ZM217 65H218V64H217ZM221 65H222V64H221ZM224 65H226V64H224ZM257 65H259V64H257ZM126 66H127V65H126ZM235 66H238V65L236 64ZM235 66H233V67L231 66V67L234 69V68H236ZM127 67H129V66H127ZM191 67H192V66H191ZM260 67H261V66H260ZM41 68L44 69V67H42V66H41ZM223 68H224V67H223ZM255 68H256V67H255ZM257 68H258V67H257ZM39 69H40V68H39ZM45 69H46V68H45ZM194 69H195V68H194ZM240 69H242V68H240ZM18 70H19V69H18ZM41 70H42V69H41ZM118 70H119V69H118ZM121 70H122V69H121ZM235 70H237V68H236ZM16 71H17V70H16ZM43 71H45V70H43ZM182 71H183V70H182ZM22 72H23V71H22ZM69 72H70V71H69ZM71 72H72V71H71ZM71 72H70V73H71ZM150 72H151V71H150ZM216 72L219 73L218 71H216ZM259 72H260V71H259ZM40 73H41V72H40ZM67 73H68V72H67ZM120 73H121V72H120ZM183 73H184V72H183ZM192 73H193V72H192ZM121 74H122V73H121ZM123 74H124V73H123ZM254 74H256V73H254ZM42 75H43V74H42ZM60 75H61V74H60ZM66 75H67V74H66ZM66 75H65V76H66ZM214 75H216V74H214ZM238 75H239V77H240V74H239V73H238ZM248 75H249V74H248ZM40 76H41V75H40ZM102 76H103V74H102ZM153 76H154V75H153ZM160 76H161V75H160ZM176 76H177V74H176ZM183 76H184V75H183ZM183 76H181V77L184 78ZM190 76H191V75H190ZM41 77H42V76H41ZM43 77H44V76H43ZM99 77H100V76H99ZM104 77H106V75H105ZM221 77H222V76H221ZM34 78H36V77H34ZM45 78H46V76H45ZM152 78H153V77H151V79H152ZM182 78H181V79H182ZM29 79H30V78H29ZM29 79H28V80H29ZM66 79H67V78H66ZM151 79H149V81H150ZM175 79H176V78H175ZM177 79H178V77H177ZM2 80H3V79H2ZM59 80H60V79H59ZM71 80H72V79H71ZM96 80H97V78H96ZM169 80H170V79H169ZM217 80H218V79H217ZM217 80H216V81H217ZM230 80H232V79H230ZM4 81H5V80H4ZM29 81H30V80H29ZM45 81H46V79H45ZM155 81H156V80H155ZM170 81H171V80H170ZM176 81H177V80H176ZM53 82H54V81H53ZM55 82H56V81H55ZM180 82H181V81H180ZM185 82H186V81H185ZM239 82H240V80H239ZM18 83H19V82H18ZM31 83H32V82H31ZM47 83H49V82H47ZM51 83H52V82H51ZM56 83H57V82H56ZM61 83H62V82H61ZM172 83H173V82H172ZM52 84H53V83H52ZM137 84H138V83H137ZM149 84H150V83H149ZM151 84H153V83H151ZM182 84H184V83H182ZM186 84H187V83H186ZM202 84H203V83H202ZM231 84H232V83H231ZM237 84H238V83H237ZM2 85H3V84H2ZM12 85H13V84H12ZM146 85H147V84H146ZM187 85H188V84H187ZM0 86H1V85H0ZM25 86H26V85H25ZM47 86H48V84H47ZM56 86H57V85H56ZM176 86H177V84L175 85V87H176ZM179 86H180V85H179ZM183 86H184V85H183ZM209 86H210V85H209ZM31 87H33V86H31ZM38 87H39V89H40V86H38ZM147 87H148V86H147ZM167 87H168V86H167ZM177 87H178V86H177ZM177 87H176V88H177ZM11 88H12V87H11ZM51 88H52V87H51ZM157 88H158V87H157ZM183 88H184V87H183ZM209 88H210V87H209ZM4 89H5V88H4ZM9 89H10V88H9ZM20 89H21V87H20ZM28 89H29V91H31L30 88H28ZM44 89H45V88H44ZM46 89H47V88H46ZM52 89H53V88H52ZM138 89H140V88H138ZM143 89H144V87H143ZM155 89H156V87H155ZM169 89H171V88L169 87ZM173 89H174V87H173ZM177 89H178V88H177ZM207 89H208V87H207ZM32 90H33V89H32ZM37 90H38V89H37ZM202 90H203V87H202ZM204 90H206V89H204ZM204 90H203V91H204ZM7 91H8V89H7ZM7 91H6V92H7ZM27 91H28V90H27ZM40 91H41V90H40ZM160 91H161V90H160ZM8 92H9V91H8ZM139 92H141V91H139ZM166 92H168V90H167ZM181 92H182V91H181ZM11 93H13V92L11 91ZM29 93H30V92H29ZM39 93H41V92H39ZM43 93H44V92H43ZM48 93H50V92H48ZM141 93H142V92H141ZM209 93L211 94V92H209ZM214 93H215V92H214ZM218 93H219V92H218ZM0 94H1V93H0ZM3 94H4V93H3ZM7 94H8V93H7ZM30 94H31V93H30ZM44 94H45V93H44ZM73 94H74V93H73ZM142 94H143V93H142ZM183 94H184V93H183ZM50 95H51V94H50ZM85 95H87V94H85ZM140 95H141V94H140ZM200 95H202L201 92H200ZM200 95H199V96H200ZM36 96H37V95H36ZM54 96H55V95H54ZM62 96H63V95H62ZM226 96H227V95H226ZM12 97H13V95H12ZM45 97H46V96H44V99H45ZM92 97H93V96H92ZM129 97H130V96H129ZM148 97H149V96H147V98H148ZM158 97H160V96H158ZM172 97H173V96H172ZM182 97H183V96H182ZM186 97H187V96H186ZM209 97H210V96H209ZM212 97H213V96H212ZM216 97H217V96H216ZM231 97H233V96H231ZM231 97H229V98H231ZM48 98H49V97H48ZM53 98H54V97H53ZM76 98H77V97H76ZM78 98H79V97H78ZM87 98H88V96H87ZM93 98H94V97H93ZM114 98H115V97H114ZM131 98H132V97H131ZM140 98H141V97H140ZM150 98H151V97H149L148 99L150 100ZM164 98H165V97H164ZM207 98H208V97H207ZM31 99H32V98H31ZM31 99H30V100H31ZM80 99H81V98H80ZM89 99H90V97H89ZM91 99H92V98H91ZM135 99H136V98H135ZM154 99H155V98H154ZM248 99H249V98H248ZM51 100H52V99H51ZM58 100H59V99H58ZM83 100H84V99H83ZM103 100H104V99H103ZM107 100H108V99H107ZM138 100H139V99H138ZM145 100H146V99H145ZM172 100H174V99H172ZM3 101H4V100H3ZM9 101H10V100H9ZM12 101H13V100H12ZM14 101H15V100H14ZM14 101H13V102H14ZM17 101H18V100H17ZM37 101L39 102L40 100H37ZM48 101H49V100H48ZM48 101H45V102L47 103ZM54 101H56V98L54 99ZM54 101H53V102H54ZM108 101H109V100H108ZM110 101H111V100H110ZM127 101H128V100H127ZM230 101H231V100H230ZM30 102L33 103V100H31ZM49 102H50V101H49ZM51 102H52V101H51ZM51 102H50V103H51ZM53 102H52V103H53ZM56 102H57V101H56ZM61 102H62V101H61ZM79 102H80V101H79ZM79 102L76 101V103H78V104H79ZM91 102H92V101H91ZM104 102H105V101H104ZM114 102H115V101H114ZM120 102H123V100L120 101ZM145 102H146V101H145ZM151 102H152V101H151ZM154 102H155V100H154ZM0 103H1V102H0ZM9 103H10V102H9ZM25 103H26V102H25ZM25 103H24V104H25ZM27 103H28V102H27ZM27 103H26V104H27ZM50 103H49V104H50ZM76 103H75V104H76ZM85 103H86V102H85ZM96 103H97V102H96ZM106 103H107V102H106ZM106 103H105V104H106ZM132 103H133V101H132ZM132 103H131V105H132ZM137 103H138V102H137ZM149 103H150V101H149ZM160 103H161V102H160ZM186 103H188V102H186ZM248 103H249V101H248ZM29 104H30V103H29ZM29 104H28V105H29ZM34 104H35V103H33V105H34ZM39 104H40V102H39ZM58 104H59V103H58ZM94 104H95V103H94ZM133 104H134V103H133ZM174 104H176V102H174ZM192 104H193V101H192ZM195 104H196V103H195ZM257 104H258V103H257ZM8 105H9V104H8ZM13 105H14V104H13ZM55 105H56V104H55ZM55 105H54V106H55ZM76 105H77V104H76ZM120 105H121V104H120ZM153 105H154V104H153ZM163 105H164V103H163ZM196 105H198V104H196ZM220 105H221V104H220ZM232 105H234V104H232ZM238 105H239V104H238ZM251 105H252V104H251ZM30 106H31V105H30ZM36 106H37V105H36ZM36 106H35V107H36ZM40 106H41V104H40ZM46 106H47V104H46ZM60 106H61V105H60ZM60 106H59V108H60ZM84 106H85V105H84ZM84 106H83V107H84ZM97 106H98V105H97ZM108 106H109V103H108ZM110 106H111V104H110ZM115 106H116V105H115ZM137 106H138V105H137ZM175 106H176V105H175ZM182 106H183V105H182ZM190 106H191V105H190ZM249 106H250V105H249ZM3 107H5V106H3ZM27 107H28V106H27ZM31 107L33 108V106H31ZM31 107H30V108H31ZM57 107H58V105H57ZM57 107H56V108H57ZM75 107H76V106H75ZM83 107H82V108H83ZM86 107H88V109H89V105L86 106ZM125 107H126V106H125ZM164 107H165V106H164ZM164 107H163V108H164ZM170 107H171V106H170ZM221 107H222V105H221ZM228 107H229V106H228ZM251 107H252V106H251ZM38 108H39V107H38ZM59 108H58V109H59ZM77 108H78V105H77ZM90 108H91V107H90ZM93 108H94V106H93ZM97 108H98V107H97ZM104 108H105V107H104ZM106 108L108 109V107H106ZM136 108H137V107H136ZM138 108H139V106H138ZM165 108H166V107H165ZM181 108H182V107H181ZM184 108H185V107H184ZM226 108H227V107H226ZM238 108H239V107H238ZM5 109H6V108H5ZM9 109H11V108H9ZM58 109H57V110H58ZM75 109H76V108H75ZM127 109H128V108H127ZM150 109H151V108H150ZM178 109H179V108H178ZM182 109H183V108H182ZM188 109H189V108H188ZM223 109H225V107H224ZM229 109H230V108H229ZM229 109H228V110H229ZM27 110H28V109H27ZM32 110H33V109H32ZM34 110H35V109H34ZM36 110H37V109H36ZM38 110H39V109H38ZM50 110L52 111L53 109H50ZM57 110L55 109L56 112H57ZM61 110H62V109H61ZM78 110H79V109H78ZM90 110H91V109H90ZM103 110H104V109H103ZM156 110H157V109H156ZM160 110H161V109H160ZM160 110H159V111H160ZM237 110H239V109H237ZM10 111H11V110H10ZM59 111H60V110H59ZM76 111H77V110H76ZM79 111H80V110H79ZM79 111H78V112H79ZM88 111H89V110H88ZM104 111H105V110H104ZM104 111H103V112H104ZM107 111H108V110H107ZM110 111H111V110H110ZM110 111H109V112H110ZM180 111H181V110H180ZM185 111H186V110H185ZM239 111H240V110H239ZM27 112H28V111H27ZM33 112H34V111H33ZM56 112H55V113H56ZM82 112H83V111H82ZM82 112L79 113V114H82ZM91 112H92V111H91ZM93 112H94V111H93ZM93 112H92V113H93ZM105 112H106V111H105ZM166 112H167V111H166ZM173 112H176V110H173ZM28 113H29V112H28ZM28 113H27V114H28ZM30 113H31V112H30ZM88 113H89V112H88ZM134 113H136V112H134ZM177 113H178V112H177ZM186 113H187V112H186ZM222 113H223V112H222ZM224 113H225V111H224ZM227 113H228V112H227ZM246 113H247V112H246ZM9 114H11V113H9ZM27 114H26V115H27ZM34 114H35V112H34ZM34 114H33V117H34ZM36 114H37V113H36ZM76 114H77V113H76ZM86 114H87V113H86ZM138 114H139V113H138ZM149 114H150V113H149ZM173 114H174V113H173ZM73 115H74V114H73ZM83 115H84V114H83ZM252 115H253V114H252ZM263 115H264V114H263ZM70 116H71V115H70ZM78 116L80 117V115H78ZM84 116H85V115H84ZM86 116H88V115H86ZM91 116H94V114H91ZM151 116H152V115H151ZM158 116H160V115H158ZM191 116H192V115H191ZM260 116H261V115H260ZM10 117H11V116H10ZM10 117H7V118H10ZM57 117H58V115H57ZM76 117H77V116H76ZM149 117H150V115H149ZM161 117H162V116H161ZM182 117H183V116H182ZM182 117H181V118H182ZM218 117H219V116H218ZM53 118H54V116H53ZM83 118H84V117H83ZM86 118H87V117H86ZM86 118H85V119H86ZM89 118H90V116H89ZM96 118H97V117H96ZM158 118H159V117H158ZM220 118H221V117H220ZM250 118H251V116H250ZM258 118H259V117H258ZM261 118H262V117H261ZM261 118H260V119H261ZM24 119H26V118H24ZM34 119H36V117H35ZM34 119H33V121H34ZM54 119H55V118H54ZM80 119H81V117H80ZM133 119H135V118H133ZM173 119H174V118H173ZM255 119H256V118H255ZM255 119H254V121H255ZM260 119H259V120H260ZM0 120H1V119H0ZM39 120H40V119H39ZM75 120H76V119H75ZM81 120H82V119H81ZM87 120H88V119H87ZM95 120H96V119H95ZM101 120H102V119H101ZM136 120H137V119H136ZM136 120H134V121H136ZM140 120H141V119H140ZM158 120H159V119H158ZM192 120H193V119H192ZM259 120L257 119L258 122H259ZM263 120H264V118H263ZM9 121H10V120H9ZM40 121H41V120H40ZM44 121H45V119H44ZM48 121H49V120H47V123H48ZM92 121H93V120H92ZM98 121H99V120H98ZM160 121H161V120H160ZM162 121H163V120H162ZM162 121H161V123H162ZM184 121H186V119H185ZM189 121H190V120H189ZM25 122H26V121H25ZM31 122H32V121H31ZM38 122H39V121H38ZM78 122H79V121H78ZM78 122H77V123H78ZM84 122H85V124H86V121H85V120H84ZM156 122H157V121H156ZM180 122H181V121H180ZM191 122H192V121H191ZM262 122H264V121H262ZM2 123H3V122H2ZM22 123H23V122H22ZM27 123H28V125H29L30 122H27ZM42 123H43V121H42ZM66 123L69 124L68 120L66 121ZM88 123H90V122H88ZM95 123H96V122H95ZM100 123H101V122H100ZM108 123L111 124L112 122L109 121ZM118 123H119V122H118ZM153 123H154V122H153ZM161 123H160V124H161ZM189 123H190V122H189ZM219 123H220V122H219ZM245 123H246V122H245ZM31 124H32V123H31ZM31 124H30V125H31ZM33 124H34V122H33ZM35 124L37 125V124H39V123H37V121H36ZM43 124H44V123H43ZM75 124H76V123H75ZM78 124H79V123H78ZM96 124L99 125V123H96ZM157 124H158V123H157ZM178 124H179V123H178ZM185 124L189 125L187 121H186ZM185 124H184V125H185ZM198 124H200V122H199ZM206 124H207V123H206ZM209 124H210V123H209ZM209 124H208V125H209ZM8 125H9V124H8ZM12 125L14 126L15 123L12 124ZM18 125H19V124H18ZM23 125H24V124H23ZM50 125H52V123H51ZM86 125L88 126V124H86ZM101 125H102V123H101ZM155 125H156V124H155ZM193 125H194V124H193ZM201 125H203V124H201ZM201 125H200V126H201ZM225 125H226V124H225ZM10 126H11V125H10ZM19 126H20V125H19ZM24 126H25V125H24ZM24 126H23V127H24ZM60 126H61V124H60ZM67 126H68V125H67ZM71 126H72V125H71ZM114 126H115V125H114ZM119 126H120V125H119ZM162 126H163V125H162ZM178 126H179V125H178ZM210 126H211V125H210ZM214 126H215V125H214ZM228 126H229V125H228ZM255 126H257V125H255ZM262 126H263V125H262ZM0 127H1V125H0ZM36 127H37V126H36ZM40 127H42V125L39 126V128H40ZM76 127H77V125H76ZM144 127H145V126H144ZM188 127H189V126H188ZM195 127H197V126H195ZM208 127H209V126H208ZM221 127H222V126H221ZM7 128H8V127H7ZM31 128H33V125L31 126ZM31 128H29V129H31ZM43 128H44V127H43ZM71 128H72V127H71ZM88 128H90V125L88 126ZM98 128H99V127H98ZM98 128H97V129H98ZM101 128H102V126H101ZM156 128H157V126H156ZM178 128H179V127H178ZM197 128H198V127H197ZM209 128H210V127H209ZM27 129H28V126H27ZM62 129H63V128H62ZM62 129H61V127H60V130H62ZM68 129H69V128H68ZM81 129H82V127H81ZM113 129H114V128H113ZM113 129H112V130H113ZM141 129H142V128H141ZM226 129H228V128H226ZM254 129H255V128H254ZM9 130H10V129H9ZM14 130H15V133H16V131H17L18 129L16 130V128H15ZM24 130H25V129H24ZM71 130L73 131V129H71ZM78 130H79V129H77L76 131H78ZM82 130H83V129H82ZM95 130H96V129H95ZM102 130H103V128H102ZM143 130H144V129H143ZM147 130H148V129H147ZM173 130H174V129H173ZM188 130H189V129H188ZM202 130H203V129H202ZM263 130H264V129H263V127H262V133H263ZM6 131H7V130H6ZM6 131H5V132H6ZM26 131H30V132H31L32 130H26ZM87 131H88V129H87ZM89 131H90V129H89ZM89 131H88V133H90ZM98 131H100V130H98ZM149 131H150V130H149ZM177 131H178V130H177ZM196 131H197V130H196ZM207 131H209V129H208ZM227 131H228V130H227ZM233 131H234V130H233ZM240 131H241V129H240ZM252 131H253V130H252ZM256 131H257V130H256ZM256 131H255V132H256ZM7 132H8V131H7ZM10 132H11V131H10ZM12 132H13V130H12ZM59 132H60V131H59ZM65 132H66V130H65ZM73 132H75V131H73ZM79 132H80V131H79ZM91 132L93 133V131H91ZM101 132H102V131H101ZM103 132H104V131H103ZM110 132H111V129H110ZM129 132H130V131H129ZM152 132H153V131H152ZM181 132H182V131H181ZM257 132H258V131H257ZM2 133H3V131H2ZM18 133H19V132H18ZM18 133H17V134H18ZM20 133H21V132H20ZM25 133H26V132H25ZM31 133H32V132H31ZM33 133H34V132H33ZM37 133H40V132H37ZM75 133H76V132H75ZM85 133L87 134V132H85ZM85 133H84V137L87 138L89 134H88L87 137H86ZM163 133H164V132H163ZM176 133H177V132H176ZM189 133H190V132H189ZM229 133H231V132H229ZM34 134H35V133H34ZM76 134H77V133H76ZM81 134L83 135V133H81ZM110 134H111V133H110ZM154 134H155V133H154ZM173 134H174V133H173ZM232 134H233V132H232ZM244 134H245V133H244ZM254 134H255V133H254ZM256 134H257V136H259L258 133H256ZM263 134H264V133H263ZM8 135H9V134H8ZM11 135H12V134H11ZM13 135H14V133H13ZM21 135H22V134H21ZM32 135H33V134H32ZM59 135H60V134H59ZM59 135H58V137H59V140H60V139H62V138H60ZM63 135H64V133H63ZM82 135H81V137H82ZM104 135H105V134H104ZM104 135H103V136H104ZM149 135H150V134H149ZM187 135H188V134H187ZM208 135H209V134H208ZM2 136H3V135H1V138H2L1 141L3 140V137H5V135H4L3 137H2ZM19 136H20V135H19ZM40 136H41V134L39 135V138H38V139H40ZM76 136H77V135H76ZM107 136H108V135H107ZM107 136H106V137H107ZM120 136H122L121 131H120ZM131 136H132V135H131ZM162 136H163V135H162ZM164 136H165V135H164ZM178 136H179V135H178ZM255 136H256V135H255ZM10 137H11V136H10ZM20 137H21V136H20ZM22 137H23V136H22ZM32 137H33V136H32ZM34 137H35V135H34ZM34 137H33V138H34ZM37 137H38V136H37ZM58 137H57V138H58ZM84 137H83V138H84ZM92 137H93V136H92ZM148 137H149V136H148ZM175 137H176V136H175ZM175 137H174V138H175ZM5 138H8V137H5ZM26 138H27V137H26ZM57 138H56V139H57ZM77 138H78V137H77ZM96 138H97V136H96ZM96 138H95V135H94V139H93V140H95ZM99 138H100V137H99ZM102 138H103V137H102ZM115 138H116V137H115ZM142 138H143V137H142ZM192 138H193V137H192ZM249 138H250V136H249ZM262 138H263V136H262ZM42 139H43V138H42ZM42 139H41V140H42ZM72 139H73V138H72ZM80 139H82V138H80ZM80 139L78 138L77 140L80 141V142H82V143H80V145H83V141H81ZM124 139H125V138H124ZM128 139H130V136L128 137ZM147 139H148V138H147ZM161 139H162V137H161ZM188 139H189V138H188ZM212 139H213V138H212ZM11 140H12V139H11ZM15 140H16V139H15ZM17 140L19 141V139H17ZM44 140H45V139H44ZM68 140H69V139H68ZM75 140H76V138H75ZM82 140H84V139H82ZM103 140H104V138H103ZM126 140H127V139H126ZM131 140H132V139H131ZM189 140H190V139H189ZM254 140H255V139H254ZM254 140H253V141H254ZM1 141H0V142H1ZM4 141H6V142H4L5 145H3V146H5V147H3L4 150H5V148H7L6 145H7L8 142H7V139L4 140ZM8 141H10V140H8ZM18 141H17V142H18ZM60 141H61V140H60ZM69 141H70V140H69ZM84 141H85V140H84ZM86 141H91V140H86ZM95 141H97V140H95ZM107 141H108V140H106L105 142H107ZM128 141H129V140H128ZM151 141H152V140H151ZM11 142H12V141H11ZM14 142H15V141H14ZM17 142H15V143H17ZM28 142H29V141H28ZM41 142H42V141H41ZM44 142H46V141H44ZM57 142H59V141H57ZM70 142H72V141H70ZM75 142H77V141H75ZM102 142H103V141H102ZM108 142H109V141H108ZM108 142H107V143H108ZM125 142H126V141H124V142H121V141H120V142H117V143L115 142V143L118 144V146H120V145H122V143L125 145ZM251 142H252V141H251ZM255 142H256V141H255ZM255 142L251 143V145H253ZM257 142H258L259 145H260V142H261V141H260V142L257 141ZM257 142H256V143H257ZM19 143H20V141H19ZM26 143H27V142H26ZM42 143H43V142H42ZM73 143H74V142H73ZM78 143H79V142H77V144H78ZM89 143L92 144L91 142H89ZM94 143H95V142H94ZM109 143H110V142H109ZM119 143H121V144H119ZM136 143H137V142H136ZM142 143H143V141H142ZM153 143H154V142H153ZM168 143H169V142H168ZM171 143H172V141H171ZM186 143H187V142H186ZM190 143H191V142H190ZM256 143H255V144H256ZM261 143H262V142H261ZM263 143H264V142H263ZM2 144H3V143H2ZM9 144H10V143H9ZM21 144H22V143H21ZM24 144H25V143H24ZM43 144H44V143H43ZM55 144H56V143H55ZM68 144H69V143H68ZM75 144H76V143H75ZM77 144H76V145H77ZM98 144H101V142L99 143V141H98L97 145H98ZM116 144H115V145H114V144H111V146H109V147H112V149L109 148V150H111V152H112V150L116 149V151L114 150V152L117 154L118 151H120V150L117 149V148L115 147ZM126 144H127V143H126ZM131 144H132V143H131ZM145 144H146V143H145ZM155 144H156V143H155ZM160 144H161V143H160ZM172 144H173V143H172ZM202 144H203V143H202ZM249 144H250V143H248L247 145H249ZM33 145H34V144H32V146H33ZM50 145H52V143H51ZM64 145H65V144H64ZM80 145L78 144V146H80ZM85 145H86V142H85L84 146H85ZM87 145H88V144H87ZM94 145H96V143H95ZM102 145H103V144H102ZM105 145H106V144H105ZM108 145H109V144H108ZM129 145H130V144H129ZM134 145H135V143H134ZM158 145H159V143H158ZM161 145H162V144H161ZM166 145H167V142H166ZM208 145H209V144H208ZM211 145H212V144H211ZM259 145H258V146H259ZM8 146H9V145H8ZM88 146H89V145H88ZM98 146H99V145H98ZM113 146H114V147H113ZM162 146H163V145H162ZM178 146H179V144H178ZM17 147H18V146H17ZM23 147H25V146H23ZM73 147H74V145H73ZM81 147H82V146H81ZM94 147H95V146H94ZM104 147H105V146H104ZM106 147H107V146H106ZM122 147H123V146H122ZM124 147H127V146H124ZM134 147H135V146H134ZM134 147H133V148H134ZM154 147H155V146H154ZM160 147H161V146H160ZM172 147H173V146H172ZM250 147H251V146H250ZM260 147L262 148V146H259V148H260ZM1 148H2V147H1ZM36 148H37V147H36ZM56 148H57V147H56ZM68 148H69V147H68ZM68 148L66 147V151H67ZM76 148H78V147H76ZM82 148H84V147H82ZM82 148L80 149V152H81ZM90 148H91V146H90ZM102 148H103V147H102ZM161 148H162V147H161ZM168 148H169V147H168ZM170 148H171V147H170ZM245 148H246V147H245ZM248 148H249V146H248ZM31 149H32V147H31ZM31 149L29 148V150H31ZM33 149H34V148H33ZM60 149L62 150L63 153H65V152H64V149H62V147H61V143H60ZM70 149H71V148H70ZM84 149H85V150H84L85 152H84L83 154H86V148H84ZM100 149H101V148H100ZM107 149H108V148H107ZM122 149H123V148H122ZM127 149H128V147H127ZM246 149H247V148H246ZM256 149H257V147H256ZM262 149H263V148H262ZM29 150H28V151H29ZM40 150H41V149H40ZM42 150H43V149H42ZM55 150H56V149H55ZM58 150H59V149H58ZM68 150H69V149H68ZM102 150L104 151L105 149H101V151H102ZM109 150H107V151L109 152ZM123 150L125 151V149H123ZM133 150H134V149H133ZM133 150H132V151H133ZM151 150H152V149H151ZM153 150H154V148H153ZM158 150H159V149H158ZM166 150H169V149H165L164 151H166ZM188 150H189V149H188ZM248 150H249V149H248ZM10 151H11V150H10ZM17 151H18V150H17ZM34 151H35V149H34ZM49 151H50V150H49ZM49 151H48V152H49ZM78 151H79V150H78ZM78 151H77V152H78ZM101 151H100V152H101ZM146 151H147V150H146ZM156 151H157V150H156ZM171 151H172V150H171ZM192 151H193V150H192ZM192 151H191V152H192ZM194 151H196V150H194ZM194 151H193V153H194ZM21 152H22L21 156L23 155V153L25 154V152H24L23 150H21ZM42 152H43V151H42ZM56 152L59 153V154H61L60 151H56ZM80 152H78V153L81 154ZM87 152H88V151H87ZM100 152H99V155H101ZM108 152H107V153H108ZM111 152H109V153L112 154ZM114 152H113V153H114ZM125 152H126V151H125ZM125 152H121V154H122V153L125 154ZM151 152L155 153L154 151H151ZM180 152H181V151H180ZM216 152H217V151H216ZM255 152H256V151H255ZM255 152H254V153H255ZM11 153H12V152H11ZM31 153H32V152H31ZM31 153H30V156H31ZM33 153H35V152H33ZM53 153H54V152H53ZM53 153H52V154H53ZM57 153H56V154H57ZM101 153H102V152H101ZM109 153H108V154H109ZM115 153H114V155L117 157V155H116ZM145 153H146L147 155L149 154V153H147V152H145ZM214 153H215V152H214ZM220 153H221V152H220ZM250 153H251V150H250ZM262 153H263V152H262ZM13 154H14V153H13ZM16 154H17V153H16ZM38 154H39V153H38ZM41 154H42V153H41ZM59 154L56 155V156H59ZM74 154H75V153H74ZM105 154H106V153H105ZM108 154H107V155H108ZM110 154L108 155V156H110L109 158H111V156H113V154H112V155H110ZM163 154H165V152H164ZM169 154H171V153H169ZM176 154H178V153H176ZM190 154H191V153H190ZM203 154H204V153H203ZM246 154H248V153H246ZM42 155H44V154H42ZM45 155H46V154H45ZM67 155L69 156V152L67 153ZM77 155H78V154H77ZM102 155H104V154L102 153ZM107 155H106V156H107ZM167 155H168V154H167ZM250 155H251V154H250ZM260 155H261V154H260ZM263 155H264V154H263ZM21 156H20V157H21ZM32 156H33V155H32ZM47 156H48V154H47ZM51 156H52V158H54L53 155H51ZM70 156H71V155H70ZM74 156H75V155H74ZM106 156H104V158H103V159H106V161L104 160L105 163H107V161H108V160H107L108 158H106ZM121 156H122V155H121ZM123 156H124V155H123ZM183 156H184V155H183ZM190 156H191V155H190ZM209 156H210V155H209ZM223 156H224V155H223ZM248 156H249V155H248ZM261 156H262V155H261ZM14 157H18V156L15 155ZM14 157H13V159H14ZM27 157H28V156H27ZM34 157H35V156H34ZM37 157H38V156H37ZM44 157H45V156H44ZM49 157H50V155H49ZM134 157H135V156H134ZM164 157H165V156H164ZM169 157H171V155H170ZM218 157H219V156H218ZM18 158H19V157H18ZM18 158L15 159V160H16V164H15V163H12V164H15L16 166H17V164L19 163V166L17 167L18 170H20L23 166H29V165H30V164H28V162H27V164H25V162H26V161H25L24 164H23V163L21 164L22 167L19 169V167H20V163H21V162L17 161ZM30 158H32V157H30ZM30 158H29V159H30ZM35 158H36V157H35ZM38 158H40V157H38ZM58 158H59V157H58ZM64 158H65V156H64ZM72 158H73V157H72ZM101 158H102V156H101ZM121 158H122V157H121ZM125 158H126V157H125ZM125 158H124V159H125ZM132 158H133V156H132ZM136 158H137V157H136ZM146 158H147V157H146ZM165 158H166V157H165ZM172 158H173V157H172ZM174 158H175V157H174ZM185 158H186V157H185ZM216 158H217V157H216ZM241 158H242V157H241ZM20 159H21V158H20ZM24 159H25V157H24ZM29 159H28V160H29ZM32 159H33V158H32ZM50 159H51V158H50ZM54 159H55V158H54ZM124 159H123V160H124ZM228 159H229V158H228ZM230 159H232V158L230 157ZM236 159H237V158H236ZM262 159H263V158H262ZM4 160H5V159H4ZM9 160H10V159H9ZM25 160H26V159H25ZM39 160H41V159H39ZM42 160H43V159H42ZM52 160H53V159H52ZM61 160H62V159H61ZM68 160H69V159H68ZM100 160H102V159H100ZM115 160L117 161V159H115ZM120 160H121V159H120ZM125 160H126V159H125ZM133 160H135V159H133ZM153 160H154V159H153ZM223 160H225V158H224ZM234 160H235V159H234ZM36 161H37V160H36ZM65 161H66V160H65ZM98 161H99V159H98ZM111 161H112V159H111ZM111 161H110V162H111ZM118 161H119V160H118ZM176 161H177V160H176ZM186 161H187V160H186ZM229 161H231V163H232V160H229ZM11 162H14V161H11ZM37 162H38V161H37ZM42 162H43V161H42ZM60 162H62V161H60ZM67 162H70V160L67 161ZM102 162H103V161H102ZM113 162H114V161H113ZM179 162H180V160H179ZM197 162H198V161H197ZM224 162H225V165L227 166L226 161H224ZM233 162H236V160L233 161ZM32 163H33V162H32ZM103 163H104V162H103ZM108 163H109V162H108ZM125 163H126V162H125ZM129 163H130V162H129ZM133 163H134V162H133ZM144 163L147 164V161H146V162L144 161ZM157 163H158V162H157ZM160 163H161V162H160ZM176 163H177V162H176ZM184 163H185V162H184ZM189 163H190V162H189ZM228 163H229V162H228ZM4 164H5V163H4ZM58 164H59V163H58ZM61 164H62V163H61ZM69 164H70V163H69ZM117 164H118V163H117ZM120 164H121V163H120ZM158 164H159V163H158ZM195 164H197V163H195ZM229 164H230V163H229ZM15 165H14V167H13V165H12V167L15 168ZM125 165H126V164H125ZM133 165H135V164H132V166H133ZM140 165H141V164H140ZM144 165H145V164H144ZM156 165H157V164H156ZM212 165H213V164H212ZM231 165H232V164H231ZM235 165H236V164H235ZM32 166H33V165H32ZM35 166H36V165H35ZM70 166H71V165H70ZM129 166H131V164H130ZM129 166L127 165L128 169H129ZM132 166H131V167H132ZM138 166H139V165H138ZM184 166H185V165H184ZM10 167H11V166H9V168H10ZM33 167H34V166H33ZM36 167H37V166H36ZM75 167H76V166H75ZM88 167H89V166H88ZM127 167H126V168H127ZM131 167H130V170H129V171H131V169H132V171H134V170L138 171L137 169H142L141 167H139V168H137V169L135 168V169L133 170L134 166H133V168H131ZM135 167H136V166H135ZM148 167H149V166H148ZM160 167H161V164H160ZM216 167H217V166H216ZM224 167H225V166H224ZM230 167H231V166H230ZM236 167H237V165H236ZM13 168H12V169H13ZM72 168H73V167H72ZM78 168H79V167H78ZM86 168H87V167H86ZM172 168H173V167H172ZM211 168H212V166H211ZM217 168H218V167H217ZM259 168H260V167H259ZM10 169H11V168H10ZM17 169H15V173H16ZM76 169H77V168H76ZM148 169H149V168H148ZM148 169H147V170H148ZM152 169L154 170V168H152ZM182 169H183V168H182ZM184 169H185V167H184ZM186 169H189V168L186 167ZM186 169H185L184 171H187ZM197 169H198V168H197ZM212 169H213V168H212ZM222 169H223V168H222ZM13 170H14V169H13ZM23 170H24V169H23ZM116 170H117V169H116ZM118 170H119V172H120V170H121V169H119V166H118ZM118 170H117V171H118ZM174 170H176V169H174ZM245 170H247V169L245 168ZM258 170H259V169H258ZM10 171H11V170H10ZM208 171H209V170H208ZM233 171H234V170H233ZM237 171H239V170H237ZM18 172H19V171H18ZM24 172H25V171H24ZM119 172H118V173H119ZM122 172H123V171H122ZM146 172H147V171H146ZM149 172H150V170H149ZM213 172H214V171H213ZM245 172H246V171H245ZM262 172H264V171H262ZM4 173H5V172H4ZM10 173H13V171H11ZM15 173H13V174H15ZM115 173H117V172H115ZM123 173H124V172H123ZM125 173H126V172H125ZM179 173H180V172H179ZM232 173H233V172H232ZM247 173H249V172H247ZM19 174H20V173H19ZM26 174H27V173H26ZM150 174H151V173H150ZM171 174H172V173H171ZM212 174H213V173H212ZM214 174H215V173H214ZM250 174H251V173H250ZM16 175H18V174L16 173ZM123 175H124V174H123ZM128 175H129V174H128ZM130 175H131V174H130ZM134 175H135V174H134ZM181 175H182V174H181ZM207 175H208V173L206 174V176H207ZM210 175H211V174H210ZM215 175H216V174H215ZM233 175H234V174H233ZM260 175H261V176H260ZM260 175H259L260 177H264V176H262L263 174H260ZM9 176H10V178H12L11 175H9ZM12 176H13V175H12ZM119 176H120V175H119ZM146 176H147V175H146ZM202 176H203V175H202ZM206 176H205V178H206ZM228 176H229V175H228ZM255 176H256V175H255ZM4 177H5V179H6L7 176L5 175ZM13 177H14V176H13ZM27 177H28V176H27ZM121 177H123L122 174H121ZM131 177H132V176H131ZM188 177H189V176H188ZM192 177H193V176H192ZM203 177H204V176H203ZM212 177H213V176H212ZM214 177H215V176H214ZM222 177H223V176H222ZM1 178H2V177H1ZM1 178H0V179H1ZM15 178L17 179V177H15ZM124 178H125V177H124ZM126 178H127V176H126ZM126 178H125V179H126ZM129 178H130V177L128 176L127 181H128ZM137 178H138V177H137ZM144 178L146 179L145 175H144ZM201 178H202V177H201ZM223 178H224V180H225V177H223ZM238 178H239V177H238ZM243 178H245V174H244V177H243ZM255 178H256V177H253V181H254V182H255V180L257 179V178L255 179ZM13 179H14V178H13ZM145 179H144V180H145ZM192 179H193V178H192ZM207 179H210V178L208 177ZM212 179H214V178H212ZM218 179H219V178H218ZM260 179H261V178H260ZM260 179H259V180H260ZM17 180H18V179H17ZM123 180H124V179H123ZM199 180H200V179H199ZM203 180H204V178H203ZM214 180H215V179H214ZM216 180H217V179H216ZM259 180H258V181H259ZM0 181H1V182H0V193H1V194H4V193L6 192V189H8V184H7L8 181H4L3 178H2ZM11 181H12V179H11ZM11 181H10V183L13 182V181H12V182H11ZM19 181H21V180H19ZM28 181H29V180H28ZM120 181H121V180H119L118 182H120ZM130 181H131V180H130ZM205 181H206V180H205ZM211 181H212V180H211ZM233 181H234V180H233ZM249 181H250V180H249ZM251 181H252V179H251ZM258 181H256V182L258 183ZM262 181H263V180H262ZM115 182H117V180H116ZM121 182H122V181H121ZM124 182H125V180H124ZM164 182H165V181H164ZM196 182H198V181H196ZM227 182H228V181H227ZM254 182H253V183H254ZM8 183H9V182H8ZM18 183H19V182H18ZM24 183H25V182H24ZM207 183H208V182H207ZM222 183H223V182H222ZM241 183H242V182H241ZM241 183H240V186L238 185L239 188L237 187L238 190L240 189V187L243 186V185H241ZM249 183H250V182H249ZM251 183H252V182H251ZM251 183H250V184H251ZM257 183H256V185H259V184H260V187H263V185L261 186V183H260V182H259L258 184H257ZM111 184H112V183H111ZM115 184H116V183H115ZM120 184H121V183H120ZM120 184H119V185H120ZM124 184H126V182H125ZM227 184H229V183H227ZM232 184H234V183H232ZM250 184H246V182L244 183L245 186H246V185L248 186V185H250ZM9 185H10V184H9ZM25 185H26V184H25ZM25 185H24V186H25ZM72 185H73V184H72ZM96 185H97V184H96ZM117 185H118V184H117ZM119 185H118V187H119ZM128 185H130V184H126V186H128ZM225 185H226V184H225ZM256 185H252V186H254V188H255V187H258V186H256ZM103 186H104V185H103ZM109 186H110V185H109ZM114 186H115V185H114ZM169 186H170V185H169ZM210 186H211V185H210ZM247 186H246L245 188L242 187V188H241V192H238V195H237V192H236V193H235L236 196H239V195L242 196V194H244L243 197L246 196V198H247V195H246V194H247V190H248V188H249V187L247 188ZM29 187H30V186H29ZM70 187H71V186H70ZM70 187H67V188L70 189ZM91 187H92V186H91ZM105 187H106V186L101 187V188H102L103 190H104V189H107V190H104V191L102 190V191H101V189L98 188V190L95 191V195L98 196V193H97V192H99V191H100V192H99V195H100V194L103 195V193H105L106 191H108V188H107L108 186H107L106 188H105ZM140 187H142V186H140ZM175 187H176V186H175ZM189 187H190V186H189ZM207 187H208V186H207ZM207 187H206V188H207ZM234 187H235V185H233V188H234ZM260 187H259V188H260ZM15 188H16V187H15ZM47 188H48V187H47ZM72 188L74 189V186H73ZM87 188H88V187H87ZM121 188H123V187H122V184H121ZM134 188H135V186H134ZM137 188L139 189V186H137ZM143 188H144V187H143ZM177 188H178V187H177ZM233 188H231V190H232ZM246 188H247V189H246ZM250 188L253 189V190H255V189H254L253 187H251V186H250ZM250 188H249V190H250ZM10 189H11V188H10ZM68 189H67V193L69 192ZM99 189H100V190H99ZM110 189H111V191H115V190H114L115 187H113V186H112V188H109V190H110ZM119 189H120V188H119ZM227 189H228V188H226V189L223 188V189H221V190H227ZM234 189H236V188H234ZM234 189H233V190H234ZM256 189H257V188H256ZM120 190H121V189H120ZM123 190H125V187H124ZM135 190H136V188H135ZM178 190H179V189H178ZM188 190H189V189H188ZM207 190H208V188H207ZM221 190H219V191L221 192ZM244 190H246V191H244ZM28 191H31V190L29 189ZM46 191H47V190H46ZM93 191H94V190H93ZM111 191H108V193H109L108 198H106V197H107L106 194H108L107 192H106V194H104L105 196H101V195H100V196H101L103 199H104V197H105L106 199H109V197H110V192H111ZM183 191H184V190H183ZM190 191H191V190H190ZM192 191H193V190H192ZM227 191L230 192L229 189H228ZM242 191H244V192H246V193H244V192H242ZM262 191H263V190H262ZM26 192H27V191H26ZM62 192H63V191H62ZM76 192H77V191H76ZM76 192H75V193H76ZM91 192H92V191H91ZM101 192H102V193H101ZM117 192L119 193V191H117ZM121 192H122V191H121ZM248 192H249V191H248ZM263 192H264V191H263ZM21 193H22V192H21ZM29 193H30V192H29ZM67 193H66V194H67ZM70 193H71V192H70ZM83 193H84V192H83ZM96 193H97V194H96ZM192 193H193V192H192ZM225 193L227 194L228 192H225ZM225 193H224V194H225ZM231 193H232V192H231ZM111 194H112V196L114 195L113 192H112ZM172 194H174V193H172ZM184 194H185V193H184ZM200 194H201V193H200ZM200 194H199V195H200ZM222 194H223V193H222ZM222 194H221V195H222ZM248 194H249V193H248ZM258 194H259V193H258ZM6 195H7V194H6ZM22 195H23V194H22ZM95 195H92V196H95ZM134 195H135V194H134ZM206 195H207V194H206ZM209 195H211V194H209ZM260 195H261V193H260ZM0 196H1V195H0ZM65 196H66V195H65ZM100 196H98V197H100ZM114 196H115V195H114ZM117 196H118V195H117ZM117 196H116V197H117ZM120 196H121V195H120ZM120 196H119V197H120ZM122 196H123V195H122ZM127 196H128V195H127ZM152 196H153V195H152ZM231 196H232V195H231ZM241 196H240V197H241ZM250 196H252V195H250ZM263 196H264V195H263ZM5 197H7V196H5ZM5 197H3V198L6 199ZM19 197H20V196H19ZM22 197H23V196H22ZM74 197H75V196H74ZM80 197H81V196H80ZM184 197H185V195L183 196V198H184ZM224 197H227V196H223V198H220V199L222 200V202H223V200H224ZM240 197H237V198L240 199ZM243 197H241V198L243 199ZM64 198H65V197H64ZM102 198H98V199H97V198H96V199L93 198V200H95L96 203H95L94 201H89L90 203L92 202V204L94 203V205H96V206L93 205V206L96 208V209H93V210H95V211L97 210V206H98V205H97V201H98V200H100V201H98V204H100V205L102 204V203H101V202H102V201H101ZM148 198H149V197H148ZM181 198H182V197H181ZM229 198H230V197H229ZM233 198H234V197H233ZM237 198H236L237 203H240V202H238V201H240L241 199H240V200H239V199L237 200ZM30 199H31V198H30ZM78 199H79V198H78ZM103 199H102V200H103ZM106 199H104V200L106 201ZM110 199H111V198H110ZM114 199H115V198H114ZM118 199H119V198H118ZM231 199H232V197H231ZM244 199H245V198H244ZM244 199H243V200H244ZM253 199H255V198H253ZM259 199H261V198H259ZM89 200H90V198H89ZM104 200H103V201H104ZM115 200L117 201V199H115ZM174 200H175V199H174ZM227 200H228V203L231 201V200L229 201V199H227ZM227 200H226V198H225V201H227ZM243 200H242V201H243ZM256 200H257V199H256ZM22 201H23V200H21V203L24 202V201H23V202H22ZM86 201L88 202V198H87V200H85V202H86ZM110 201H111V200H110ZM110 201H109V203H110ZM112 201H113V199H112ZM112 201H111V203H112ZM136 201L138 202V200H136ZM139 201H140V200H139ZM175 201H176V200H175ZM188 201H189V200H188ZM188 201H186V202H188ZM232 201L234 202L235 200H232ZM246 201H247V200H246ZM252 201H253V200H252V198H251V202H252ZM262 201H263V202H262ZM0 202L2 203V201H0ZM6 202H7V201H6ZM25 202H26V200H25ZM32 202H33V201H32ZM89 202H88V204H89ZM99 202H100V203H99ZM149 202H151V201H149ZM191 202H193V201H191ZM203 202H204V201H203ZM203 202H202V203H203ZM233 202H232V203H233ZM251 202H250V203H251ZM114 203H115V202H114ZM241 203H242V202H241ZM244 203H245V201H244ZM250 203H249V205H250ZM252 203H256V202H252ZM261 203H264V200H261ZM80 204H82V203H80ZM83 204H84L83 206H87V205H85L86 203H83ZM105 204H107V202L104 203L103 206H104ZM117 204H118V203H117ZM122 204H124V203H122ZM131 204H132V203H131ZM148 204H149V203H148ZM171 204H172V203H171ZM179 204H180V203H179ZM188 204H189V203H188ZM216 204H217V203H216ZM229 204H230V203H229ZM234 204H236V202L233 203V206H234ZM247 204H248V201L246 202V207H245V208L247 209V211L250 210V208L253 209V206L251 207L252 204H251L250 206H247ZM257 204H258L257 206L254 205V207L256 206L257 209H258V206H259V209H260V205H264V204H260V205H259V202H258ZM3 205H4V204H3ZM31 205H32V204H31ZM90 205H91V204H89V206H90ZM100 205H99V206H100ZM109 205H110V204H109ZM113 205H114V204H113ZM115 205H116V204H115ZM115 205H114V206H115ZM120 205H121V204H120ZM126 205H127V204H126ZM126 205H125V206H126ZM149 205H150V204H149ZM151 205H152V204H151ZM192 205H193V204H192ZM223 205H224V203H223ZM225 205H227V204H225ZM237 205H238V206H241V204H240V205L237 204ZM80 206H81V207H80ZM80 206H78L79 208H78V207L76 208V206H75V210H76V209L80 210V208H83V209L85 208V207H82V205H80ZM99 206H98V207H99ZM118 206H119V204H118ZM129 206H130V204H129ZM132 206H133V205H132ZM136 206L139 207L138 204H137V205L135 204V206H133L134 210L136 209ZM219 206H220V205H219ZM6 207H7V206H6ZM87 207H88V206H87ZM100 207H101V206H100ZM100 207H99V208H100ZM104 207H106V206H104ZM111 207H113V206H111ZM119 207H120V206H119ZM149 207H150V206H149ZM185 207H186V206H185ZM185 207H184V209L186 210ZM228 207H229V206H228ZM242 207H243V206H242ZM247 207H250V208H247ZM262 207H263V206H262ZM8 208H10V209L12 210V209H13V204L10 203V207H8ZM15 208H16V210H17V212H18V210H19V209H18L19 206H18V208H17V207H15ZM55 208H56V207H55ZM70 208H71V207H70ZM99 208H98V209H99ZM102 208H103V207H102ZM102 208H100V209L103 210ZM127 208H128V206H127ZM174 208H175V207H174ZM177 208H178V207H177ZM193 208H194V207H193ZM196 208H199V207H196ZM196 208H195V209H196ZM224 208H225V207H224ZM256 208H254V209L252 210L254 213L250 210V212H248V214H244L245 217L248 219V220H246V218H245L246 222L248 221V224H249V221L252 222V224H254V227H255V224H257V223H255V222H258V221L262 222V221H264V220H262V219H264V213L262 212L261 214H258V213H260V211H261V210H259V209H258L259 212L255 213V212L257 211ZM1 209H2V208H1ZM4 209H5V212H6V211H7V208H4ZM26 209H28V208H26ZM83 209H82V211H83ZM85 209L88 210V212H89V210H90L89 207H88V208H85ZM85 209H84L85 212H84V211H83V212H84L85 214H87L88 212L86 213V210H85ZM100 209H99V210H100ZM171 209H172V208H171ZM229 209H232V207L229 208ZM229 209H228V210H229ZM233 209H234V208H233ZM246 209H244V210H246ZM16 210H15V211H16ZM55 210H57V209H55ZM109 210H110V209H109ZM114 210H115V209H114ZM116 210H117V208H116ZM118 210H119V209H118ZM121 210H122V208L119 210L120 214H121ZM240 210H241V209H240ZM254 210H256V211H254ZM263 210H264V209H263ZM263 210H262V211H263ZM1 211H2V210H0V229H1V230H5L6 227L9 226V227H8L9 230L6 229V233H5L4 231H2V232L0 231V236H3L4 233H5V234L8 233L7 235L9 236V235H10V232H11L10 229H12V227H10L11 224H12V222H11L10 219H7V216H5ZM13 211H14V210H13ZM15 211H14V212H15ZM49 211H50V209H49ZM53 211H54V210H53ZM53 211H51V212L53 213ZM106 211H107V210H106ZM125 211H128V209H126ZM125 211H124V214H125ZM132 211H133V210H132ZM207 211H208V210H207ZM218 211H219V210H218ZM232 211H233V213H234V210H232ZM232 211L229 212L230 215H231V212H232ZM29 212H30V211H28V213H29ZM71 212H72V210H71ZM77 212H79V211H77ZM80 212H81V210H80ZM90 212H91V211H90ZM92 212L94 213V211H92ZM92 212H91V213H92ZM99 212H100V211H99ZM99 212H98V213H99ZM103 212H105V211L103 210ZM128 212H130V211H128ZM183 212H185V211H183ZM227 212H228V211H227ZM236 212H237V211H236ZM236 212H235L236 215H238V213H240V212H238V213H236ZM251 212L253 213V215L250 214ZM25 213H27V211H25ZM25 213H24V214H25ZM28 213H27V214H28ZM31 213H33V212H31ZM31 213H30V214H31ZM38 213H39V212H38ZM45 213L47 214L46 211H45ZM59 213H60V212H59ZM64 213H65V212H64ZM64 213H63V214H64ZM72 213H73V212H72ZM93 213H92V214H93ZM100 213H102V211H101ZM132 213H133V212H132ZM132 213H131V214H132ZM145 213H146V212H145ZM179 213H180V211H179ZM209 213H210V211H209ZM212 213H213V212H212ZM214 213H215V212H214ZM242 213H245V212H242ZM246 213H247V212H246ZM5 214H6V213H5ZM33 214H34V213H33ZM57 214H58V212H57ZM57 214H54V213H53L52 216H55V217L58 218L59 216H57ZM105 214H106V213H105ZM109 214H110V213H109ZM181 214H182V213H181ZM14 215H15V214H14ZM19 215H21V214H18L17 216H19ZM25 215H26V214H25ZM71 215H72V214H71ZM73 215H75V217H77V216H76V212H75V214L73 213ZM93 215H95V213H94ZM103 215H104V214H103ZM113 215H114V214H113ZM113 215H111V216H113ZM117 215H118L119 217L121 216V215H119V214H117ZM127 215H128V214H127ZM179 215H180V214H179ZM227 215H228V214H225V217H227ZM242 215H243V214H242ZM262 215H263V216H262ZM10 216H11V215H10ZM34 216H35V217L37 216L36 219H35ZM34 216H32V217H34L33 220H34V219L37 220V218L40 220V218H41V216L38 217V214H37V215L34 214ZM52 216L50 215L51 218H52ZM65 216H66V215H64V218H63V216H62V218H63L64 220H65ZM67 216L69 217L68 214H67ZM89 216H90V215H89ZM107 216L109 217L108 214H107ZM107 216H106V217H107ZM114 216H116V215H114ZM114 216H113V219H115ZM123 216H124V215H123ZM123 216H122V217H123ZM159 216H160V215H159ZM198 216H199V215H198ZM211 216H212V215H211ZM232 216H234V215L232 214ZM13 217H14V216H13ZM15 217H16V216H15ZM78 217H79V216H78ZM93 217H94V216H93ZM124 217H125V216H124ZM127 217H128V216H127ZM200 217H201V215H200ZM208 217H209V216H208ZM229 217H231V216H229ZM238 217H241V213H240V216L235 217V219H237ZM9 218H10V217H9ZM18 218H22V216H21V217H18ZM51 218H48V217H47L46 220L49 221ZM57 218H54V217H53V218H52V222H51V220H50V224L52 223L51 226H53V228H50V229H53V230H54V229L57 227V226L55 227L56 224H55V222H54V219H55V221H56ZM62 218H61V221L63 222V219H62ZM66 218H67V217H66ZM70 218H71V217H70ZM70 218H69V219H70ZM84 218H85V217H84ZM86 218H89L88 215H87ZM94 218H95V217H94ZM110 218H111V217H110ZM110 218H108L109 223L113 220V219H110ZM183 218H184V217H183ZM183 218H182V220H183ZM186 218L188 219V217H186ZM231 218H232V217H231ZM243 218H244V216H243ZM243 218H242V219H243ZM67 219H68V218H67ZM95 219H96V218H95ZM176 219H177V218H176ZM180 219H181V218H180ZM180 219H179V220H180ZM201 219H202V218H201ZM233 219H234V218H233ZM233 219H231V222H232V223H233V221H232ZM242 219H241V221H242ZM13 220H14V219H13ZM35 220H34V221H35ZM81 220H82V218H81ZM81 220H79V221H81ZM84 220H86V219H84ZM99 220H100L99 218L96 220V221L98 222L97 225L100 224V221H99ZM101 220H102V219H101ZM105 220H106V219H105ZM105 220H103V221H105ZM115 220H116V219H115ZM205 220H206V219H205ZM224 220H225V219H224ZM255 220H256V221H255ZM28 221H29V220H28ZM43 221H44V220H43ZM47 221H45V222H46L45 224H46V225L48 224L46 228L44 227L45 229H47L48 227H51L50 224H49ZM68 221H69V222H68V224H69L71 221H70V220H68ZM72 221H73V222H76V221H74L73 219H72ZM96 221L94 220L95 225H96ZM197 221H198V220H197ZM237 221H238V219H237ZM254 221H255V222H254ZM19 222H22V220H21V221H17V220H16V222H13V223H14V224H17V223H19ZM40 222H41V224H42V221H41V220H40ZM53 222H54V223H53ZM56 222L59 223V221H56ZM85 222H86V221H84V223H85ZM90 222H91V221H90ZM94 222H93V224H94ZM105 222L107 223V220H106ZM207 222H208V221H207ZM234 222H235V221H234ZM239 222H240V220H239ZM239 222H235V224H238ZM28 223H29V222H28ZM33 223H34V222H33ZM38 223H39V222H38ZM38 223H37V225H36V222H35L34 225H36V226L39 227L40 223H39V225H38ZM71 223H72V222H71ZM71 223H70V224H71ZM82 223H83V222H82ZM102 223H103V222H102ZM232 223H230V224H232ZM243 223H244V222H243ZM258 223H259V222H258ZM9 224H10V225H9ZM23 224H24V223H23ZM29 224H30V223H29ZM29 224H28V225H29ZM53 224H54V225H53ZM85 224H86V223H85ZM88 224H89V223H88ZM107 224H108V223H107ZM116 224H117V222H116ZM186 224L189 226L188 223H185L184 225H186ZM207 224H208V223H207ZM209 224H210V223H209ZM211 224H212V223H211ZM233 224H234V223H233ZM235 224H234V225H235ZM30 225H31V224H30ZM81 225H82V224H81ZM86 225H87V224H86ZM104 225H105V224H104ZM110 225H111V223H110ZM110 225H108V226H110ZM176 225H178V223H177ZM234 225H233V227H235ZM240 225H241V224H238L236 227H239ZM32 226H33V225H32ZM40 226H41V225H40ZM79 226H80V225H79ZM82 226H83V225H82ZM111 226H112V225H111ZM173 226H174V225H173ZM178 226H179V225H178ZM181 226H182V225H181ZM203 226H204V225H203ZM218 226H219V225H217V227H218ZM250 226H251V225H250ZM250 226H249V228H247L246 226H245V227H246L247 229L250 230V229H252V227H253V226H252V227H250ZM258 226L261 228L260 225H258ZM262 226H263V225H262ZM19 227H20V229L22 228L21 226H19ZM19 227H18V228H19ZM29 227H30V226H29ZM34 227H35V226H34ZM38 227H37V228L35 227V228L38 229ZM87 227H88V226H87ZM87 227H85V230H84V226H83V228H82V227H78V228H80V229L72 230V232H73V231H76V232H77V230H79V233H78L79 235L76 234V237H77V235H78L79 238H80V236H81V235H80V230L83 229V231L87 234L86 237H89V238H90L91 236H88V233L86 232V230H88V229L91 228V227L89 226L88 229H86ZM99 227H100V226H99ZM126 227H127V226H126ZM162 227H163V226H162ZM204 227H205V226H204ZM233 227H232V228H233ZM236 227H235V228H236ZM263 227H264V226H263ZM18 228H17V230H16V229H15V230L18 231ZM58 228H59V227H57V229H58ZM60 228H61V227H60ZM81 228H82V229H81ZM103 228H104V227H103ZM120 228H121V227H120ZM159 228H161V227H159ZM172 228H173V227H172ZM179 228H180V227H179ZM183 228H184V227H183ZM239 228H240V227H239ZM239 228H238V230H239ZM241 228H242V227H241ZM260 228H259V229H260ZM20 229H19V230H20ZM36 229H35V230H36ZM48 229H49V228H48ZM48 229H47V230H48ZM91 229H92V228H91ZM98 229H99V228H98ZM121 229H122V228H121ZM125 229H126V228H125ZM164 229L167 230L166 227H165ZM173 229H174V228H173ZM175 229H176V227H175ZM187 229H188V227H187ZM197 229H198V228L196 227V231H198V230L200 231V227H199L198 230H197ZM206 229H207V228H206ZM233 229H234V228H233ZM257 229H258V228H257ZM7 230H8V231H7ZM13 230H14V229H13ZM24 230H26V229H24ZM38 230H39V229H38ZM40 230H44V229L41 227ZM58 230H59V229H58ZM64 230L66 231V230H68V229H64ZM64 230H63V232H64ZM104 230H105V228H104ZM119 230H120V229H119ZM122 230H123V229H122ZM122 230H121V231H122ZM231 230H232V229H231ZM242 230H243V229H242ZM242 230H239L238 232L241 231V232L243 233ZM244 230H245V229H244ZM249 230H245V232L248 233ZM9 231H10V232H9ZM61 231H62V230H61ZM69 231H70V230H68V233H69ZM91 231H92V230H90V233H89V234L92 235V232H94V230H93L92 232H91ZM99 231H100V230H98V234H100ZM105 231H106V230H105ZM155 231H156V230H155ZM167 231H168V230H167ZM227 231H228V230H227ZM234 231H235V230H234ZM251 231H252V230H250V232H251ZM258 231H259V230H258ZM260 231H261V229H260ZM20 232H21V231H20ZM20 232H17L16 234H20ZM40 232L43 233V231H40ZM47 232H48V231H47ZM49 232H51V231H49ZM55 232H56V230H55ZM57 232H58V231H57ZM76 232H75V233H76ZM88 232H89V231H88ZM103 232H104V231H103ZM160 232H162V231H160ZM169 232H170V230L168 231V233H169ZM183 232H185V231H183ZM187 232H188V231H187ZM202 232H203V231H202ZM207 232H208V231H207ZM229 232H231V231H229ZM235 232H236V231H235ZM238 232H236V233H238ZM1 233H2V234H1ZM14 233H15V232H14ZM23 233H24V232H23ZM73 233H74V232H73ZM81 233H82V236L84 237L83 239H85L86 237L84 236L83 232H81ZM101 233H102V232H101ZM115 233H116V232H115ZM119 233H121V232H119ZM123 233H124V232H123ZM155 233L158 234L157 231H156ZM162 233H163V232H162ZM205 233H206V232H205ZM226 233H227V232H226ZM231 233H233V232H231ZM242 233H241V234H242ZM251 233H253V231H252ZM255 233H257V230H256V232H254L253 234H255ZM261 233H262V232H261ZM261 233L259 232L258 235H260V236H261V235H264L263 233H262V234H261ZM5 234H4V235H5ZM24 234H25V233H24ZM46 234L49 235V233H46ZM51 234H52V233H51ZM58 234H61V236H62V233H59V232H58ZM71 234H72V233H71ZM94 234H95L96 237H94V236L92 235V238L94 237V240H90V241H91V242L94 241V243H95V242L97 243V244H94V243H93L94 246H95L94 249H96V246H97V245L100 243V241L103 240V239L100 238V241L97 239L98 237H97V235H96V234H97V231H96V230H95ZM166 234H167V233H166ZM187 234H188V233H187ZM191 234H192V233H191ZM208 234H209V233H208ZM228 234H229V233H228ZM12 235H13V234H12ZM20 235H21V234H20ZM72 235H73V234H72ZM120 235H121V234H120ZM185 235H186V234H185ZM194 235H195V234H194ZM197 235H199V234H197ZM201 235H202V234H200V238H201ZM203 235H204V234H203ZM203 235H202V236H203ZM210 235H211V234H210ZM214 235H216V233H215ZM226 235H227V234H226ZM233 235H235V233L232 234V236H233ZM242 235H243V234H242ZM244 235H245V233H244ZM244 235H243V236H244ZM249 235H250V234H248L247 237H249ZM14 236H15V234H14ZM14 236H13L12 238H14ZM17 236L19 237V235H17ZM65 236H66V234H65ZM98 236H99V235H98ZM204 236H205V235H204ZM207 236H208V235H207ZM207 236H205V237H207ZM216 236H217V235H216ZM227 236H228V235H227ZM229 236H230V235H229ZM235 236H236V235H235ZM254 236H255V237H254ZM256 236H257V234L252 235V237H254V238H257ZM20 237H21V236H20ZM100 237H102V235H101ZM173 237H174V236H173ZM183 237H184V235H183ZM185 237H186V236H185ZM185 237H184V238H185ZM209 237H211V236H209ZM220 237H221V236H220ZM220 237H219V238H220ZM58 238H61V237H58ZM58 238H56V239H58ZM62 238H65V237L62 236ZM67 238H68V237H67ZM67 238H66V239H67ZM72 238H73V237H72ZM79 238H78V239H79ZM81 238H82V237H81ZM89 238H88V239H89ZM107 238H108V237H107ZM184 238H182V239L184 240ZM198 238H199V237H198ZM226 238H227V237H226ZM233 238H235V237H233ZM236 238H237V239H240V238H238V234H237V237H236ZM241 238H243V237L241 236ZM250 238H251V236L249 237V239H250ZM254 238H252V240H253ZM258 238H259V236H258ZM262 238H263V237H262ZM48 239H49V238H48ZM51 239H52L51 241L55 240L54 237H51ZM90 239H91V238H90ZM95 239H96V241H95ZM166 239H167V236H166ZM178 239H180V238H178ZM204 239H205V238H204ZM207 239H209V238H207ZM212 239H213V238H212ZM216 239H217V238H216ZM221 239H222V238H221ZM227 239L229 240V238H227ZM237 239H236V240H237ZM244 239H245V242L240 241L241 239L239 240V242H240V243L243 242V243L241 244L243 247H242V246H241V247L245 250V246H246V245L244 246V243L246 244V237H245ZM19 240H20V239H19ZM32 240H34V239H32ZM32 240H31V242H34V241H32ZM49 240H50V239H49ZM61 240H62V239H61ZM67 240H68V239H67ZM168 240H169V239H168ZM222 240H223V239H222ZM222 240H221V242H222ZM231 240H232V239L230 238V243H231ZM233 240H235V239H233ZM236 240H235V241H236ZM247 240H248V238H247ZM252 240L250 239V241H252ZM256 240H257V239H255V241H256ZM13 241H15V239H14ZM58 241H59V242H63V240H62V241L58 240ZM77 241H78V240H77ZM82 241H83V240H82ZM181 241H182V240H181ZM184 241H185V240H184ZM184 241H183V242H184ZM224 241H225V239H224ZM250 241H249V242H250ZM258 241H259V240L256 241V244H257ZM2 242H3V243L5 242L4 245L6 244V241H2ZM53 242H54V241H53ZM53 242H51V243H53ZM59 242H58V243H59ZM65 242H66V241H65ZM65 242H63V244H64ZM79 242H80V241H79ZM105 242H106V241H105ZM107 242H108V241H107ZM156 242H157V241H156ZM216 242H217V245H219L220 241H219V243H218V241H216ZM226 242H227V241H226ZM253 242H254V241H253ZM263 242H264V241H263V239H262V244L264 245ZM14 243H15V242H14ZM21 243H22V241H21ZM80 243H81V242H80ZM101 243H102V242H101ZM161 243H162V242H161ZM227 243H228V242H227ZM232 243H235V242H232ZM251 243H252V242H251ZM258 243H259V242H258ZM91 244H92V243H91ZM91 244H87V245H90V246H88V247L92 248V247H91ZM204 244H205V243H204ZM206 244H207V243H206ZM215 244H216V243H215ZM215 244H214V246H215ZM248 244H249V243H247V245H248ZM51 245H53V244H51ZM61 245H62V244H61ZM80 245H81V244H80ZM82 245H83V244H82ZM84 245H85V244H84ZM158 245H159V244H158ZM165 245H166V243H165ZM193 245H194V244H193ZM250 245H251V247H252V244H250ZM48 246H49V245H48ZM92 246H93V245H92ZM146 246H147V245H146ZM162 246H163V245H162ZM162 246H161V247H162ZM173 246H174V245H173ZM214 246H213V247H214ZM219 246H221V245H219ZM222 246H223V245H222ZM226 246H228V245H226ZM230 246H231V245H230ZM230 246H229V247H230ZM234 246H235V245H234ZM234 246H232V248H233ZM256 246H257V245H256ZM258 246H259V245H258ZM4 247H5V246H1V250H0V252L4 253V249H5V251H6V248H7V249L9 248V247L4 248ZM14 247H15V246H14ZM18 247H19V245H18ZM58 247H59V246H58ZM63 247H65V245H64ZM67 247H68V245H67ZM78 247H79V245H78ZM85 247L87 248L86 245H85ZM112 247H113V246H112ZM120 247H121V246H120ZM159 247H160V246H159ZM159 247H158V248H159ZM207 247H208V246H207ZM209 247H210V245H209ZM211 247H212V246H211ZM213 247H212V248H213ZM216 247H218V246H216ZM248 247H249V246H248ZM259 247L262 248V246H259ZM263 247H264V246H263ZM3 248H4V249H3ZM51 248H54V247L51 246ZM122 248H123V247H122ZM131 248H132V246H131ZM131 248H130V249H131ZM167 248L170 249V247L168 246V244H167ZM222 248H223V247H222ZM232 248H231V250H232ZM234 248H235V247H234ZM249 248H250V247H249ZM74 249H75V248H74ZM94 249L92 248V251H93ZM130 249H129V250H130ZM145 249H146V248H145ZM160 249H161V248H160ZM177 249H182V247L177 248ZM224 249H225V248H224ZM229 249H230V248H229ZM235 249H236V248H235ZM255 249H256V248H255ZM2 250H3V251H2ZM49 250H50V246H49L48 251H49ZM52 250H53V249H52ZM60 250H62V249L60 248ZM60 250H59V251H60ZM65 250H66V249H65ZM83 250H84V248H83ZM96 250H97V249H96ZM120 250H121V249H120ZM131 250H132V249H131ZM146 250H147V249H146ZM161 250H162V249H161ZM170 250L172 251V249H170ZM215 250H216V248H215ZM246 250H247V249H246ZM253 250H254L253 247H252V249L250 248V251H252V252L254 253ZM9 251H11V249H9ZM54 251H55V250H54ZM69 251H70V250H69ZM77 251H79V249H78ZM86 251H87V250H86ZM94 251H95V250H94ZM150 251H151V250H150ZM152 251H153V250H152ZM154 251H157V250H154ZM177 251H178V250H177ZM179 251L181 252V250H179ZM179 251H178V252H179ZM187 251H188V250H187ZM220 251H221V250H220V247H219L216 251H214V255H215L216 257H220V258L222 259V260H221V263L224 264V261H228V260L226 259V257H227L226 255H227L228 253H230V252H228V251H230V250L227 251L228 253L226 252L227 254L225 253L226 255H225V254H224V255H223V254H220V253H219ZM232 251H234V250H232ZM6 252H7V251H6ZM11 252H12V251H11ZM13 252H14V251H13ZM62 252H63V250H62ZM75 252H76V251H75ZM79 252H80V251H79ZM89 252H90V254L92 253L91 251H89ZM98 252H99V250H98ZM148 252H149V251H148ZM162 252L164 253V251H162ZM224 252H225V251H224ZM252 252H251V253H252ZM257 252H258V254H257ZM69 253H70V252H69ZM76 253H77V252H76ZM85 253H86V252H85ZM85 253H84V254H85ZM120 253H121V251H120ZM120 253H118V254H120ZM154 253H155V252H154ZM157 253H158V251L156 252V255H157V257H158L159 253H158V254H157ZM171 253H172V252H171ZM173 253L175 254L176 252H173ZM173 253H172V255H173ZM195 253H196V251H195ZM209 253H210V251H209ZM231 253H232V252H231ZM236 253H237V252H236ZM251 253H250V254H251ZM255 253L258 255V259H259V257H260L259 250L257 249V251H255ZM263 253H264V252H263ZM263 253H262V254H263ZM0 254H1V253H0ZM10 254H11V253H10ZM12 254H13V253H12ZM34 254H35V253H34ZM46 254H47V253H46ZM52 254H53V253H52ZM52 254H51V255H52ZM67 254H68V253H67ZM77 254H78V253H77ZM86 254L88 255V253H86ZM95 254H96V253H95ZM121 254H122V253H121ZM168 254H170V253H168V252H167V254L165 253V255H168ZM176 254H177V253H176ZM238 254H239V253H238ZM3 255H4V254H3ZM35 255H36V254H35ZM78 255H79V254H78ZM96 255H97V254H96ZM172 255H169V256H172ZM182 255H183V256H182ZM201 255H202V254H201ZM206 255H207V254H206ZM212 255H213V253H212ZM228 255H229V254H228ZM231 255H232V254H231ZM231 255H230V256H231ZM252 255H253V254H252ZM257 255H256V257H257ZM263 255H264V254H263ZM263 255H262V256H263ZM55 256H56V255H55ZM76 256H77V255H76ZM114 256H115V255H114ZM186 256H187V255H186ZM210 256H211V254L209 255V258H210ZM223 256H225V257H224V258H225L224 260H223ZM238 256H239V255H238ZM5 257H6V256H5ZM9 257H10V256H9ZM38 257H39V255H38ZM60 257H61V256H60ZM81 257H84V260H86L85 264L89 261V260L86 258L87 256L82 255ZM95 257H96V256H95ZM151 257L155 259V256H152V255H151V252H150V257L147 256L146 258H149V259H147V260H150ZM161 257H162V256H160V258H161ZM180 257H181L180 259L182 260V259H184V258H182V257H185V256H184L183 253H181V256H180ZM189 257H190V256H189ZM201 257H202L201 259H203V255H202ZM213 257H214V256H213ZM213 257H212V258H213ZM228 257H229V256H228ZM239 257H240V256H239ZM34 258H35V257H34ZM76 258H80V257L78 256V257H76ZM99 258H100V257H99ZM160 258H159L158 260H160ZM164 258H165V257H164ZM166 258H167V257H166ZM173 258H174V256H173ZM173 258H172V259H173ZM176 258H177V255H176L175 259H176ZM206 258H208V256H206ZM212 258H210V260H211ZM232 258H233V257H232ZM236 258H237V257H235V259H236ZM240 258H241V257H240ZM247 258H248V257H247ZM247 258H246V259H247ZM251 258H252V257H251ZM261 258H262V261H263V257H261ZM7 259H8V258H7ZM82 259H83V258H81V260H82ZM108 259H110V258H108ZM111 259H112V258H111ZM111 259H110V260H111ZM143 259H144V257H143ZM143 259H142L141 263L144 262ZM154 259H153V260H154ZM167 259H168V258H167ZM167 259H166V260H167ZM169 259H171V258L169 257ZM172 259H171V260H172ZM180 259H178V260H180ZM189 259H190V258H189ZM228 259H229V258H228ZM233 259H234V258H233ZM242 259H243V258H241L240 260H242ZM255 259H256V258H255ZM13 260H14V259H13ZM33 260H34V259H33ZM40 260H41V259H40ZM81 260H80V264H82V263H81ZM84 260H82V261H84ZM87 260H88V261H87ZM94 260H95V259H94ZM99 260H100V259H99ZM155 260H156V259H155ZM163 260H164V259H163ZM166 260H165V261H166ZM186 260H187V259H186ZM203 260H204L205 263L208 264V262L205 261V259H203ZM208 260H209V259H208ZM212 260H213V259H212ZM212 260H211V263H212ZM215 260H217V259H215ZM251 260H252V259H251ZM0 261H1L0 264H2L3 261H2V260H0ZM10 261H11V260H10ZM34 261H35V260H34ZM45 261H46V260H45ZM71 261H72V260H71ZM77 261H78V260H77ZM133 261H134V259H133ZM168 261H169V260H168ZM183 261H185V259H184ZM200 261H201V260H200ZM200 261H199V264H200ZM222 261H223V262H222ZM244 261H245V263H246V260H243V262H244ZM249 261H250V260H249ZM259 261H260V260H259ZM15 262H16L15 260H14V263L11 261L10 264H11V263H12V264H15ZM38 262H39V261H38ZM38 262H37V263H38ZM67 262H68V261H67ZM90 262H91V261H90ZM102 262H103V261H102ZM155 262H157V261H155ZM171 262H173V260H172ZM171 262H170V263H171ZM186 262H188V261H185V263H186ZM204 262H203V263H204ZM228 262H229V261H228ZM228 262H225V264H226V263L228 264ZM230 262H231V261H230ZM236 262H237V261L235 260L234 263H236ZM240 262L243 263L242 261H240ZM3 263H4V262H3ZM16 263H18V262H16ZM92 263H94L93 258H92ZM103 263H104V262H103ZM129 263H130V262H129ZM148 263H149V262H148ZM150 263L152 264V262H150ZM170 263H165V264H170ZM175 263H176V262L174 261V264H175ZM179 263L181 264V262H179ZM231 263H233V261H232ZM241 263H240V264H241ZM245 263H244V264H245ZM248 263H249V262H248ZM47 264H48V263H47ZM61 264H63V263L61 262ZM65 264H67V263H65ZM77 264H78V263H77ZM89 264H90V263H89ZM106 264H107V263H106ZM131 264H132V260H131ZM157 264H159V262H157ZM197 264H198V262H197ZM209 264H210V263H209ZM212 264H213V263H212ZM215 264H216V263H215ZM246 264H247V263H246Z\"/></svg>","mask_w":264,"mask_h":264}]
</instances>
